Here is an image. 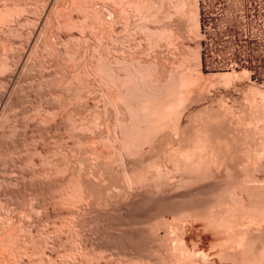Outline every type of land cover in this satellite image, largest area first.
Returning a JSON list of instances; mask_svg holds the SVG:
<instances>
[{
  "label": "bare ground",
  "instance_id": "bare-ground-1",
  "mask_svg": "<svg viewBox=\"0 0 264 264\" xmlns=\"http://www.w3.org/2000/svg\"><path fill=\"white\" fill-rule=\"evenodd\" d=\"M25 1V0H24ZM23 0H0V4H1V6H0V20L2 19V17L4 16H6V13H8V11H10V9L12 8V12H15V13H12L13 14V16H10V14H11V11H10V13H9V16H10V18L11 17H14V18H16V16H17V18H18V14H17V11H18V13H20V14H22L23 13V15H22V17L20 16V14H19V17H21L22 18V21L21 20H19L18 21V19H20V18H16L15 19V22H17V27H24V26H26V25H22L21 26V24H25V22L27 23V22H29L30 23V25H31V22L30 21H32V19H30L29 18V16H31L32 14H33V12H34V14L32 15V17H34V15L35 14H37L36 12H37V10L39 11V9L41 8L39 5H38V3L36 2V1H38L39 2V4H41V2H43L44 0H41V2L39 1V0H35V2L32 0V3H34V5H31V2L30 1H25L24 2ZM165 2L167 1V0H164ZM45 2V1H44ZM44 2L42 3L43 4V8H42V10L41 11H39V13H38V16L33 20L34 22H35V24H33L34 22L32 21V25H34V27L33 26H31V27H33L32 28V30L30 31H28V36H29V38L28 39H26L28 36H26V38H25V36H24V38L27 40V48L25 47V48H23L24 47V45H26V43H24L23 44V46H22V44H21V46H20V43H21V41L20 40H22L23 38H19V37H21L20 36V34H19V36H17V37H15V38H18V39H20V40H18V39H15V40H13L14 39V37H13V35L15 34L14 33V31H16V34L18 35V33L19 32H21L22 31V29H21V31H19L20 29L19 28H17V30L19 31V32H17V30H15V28L16 27H14L13 26V20H14V18H11L12 19V21L13 22H11V19L9 20V17H8V14H7V19L6 18H3L2 20L3 21H1L2 23H0V28H1V31L3 30V28H4V26L3 25H6L7 24V22H4V19L5 20H7L8 22H11L10 24L14 27V29H11V30H14L13 31V34H11L12 35V37L13 38H11L14 42H12V43H15V41L17 40L18 42L20 41V43L19 44H15L14 46H17V48H19V46L20 47H22V48H19V49H26V50H20L21 52H19L18 51V49H16L17 51H18V53H16V55L17 54H19L18 55V62L15 64V66H16V68H15V70H18L19 72H18V74L20 73V72H23V70L25 69V70H28V68H27V66H28V64H29V62L31 61L30 60V58H32V56L34 57V55H32V54H35V53H37V52H40L39 51V49L40 48H38V44L40 43L39 42V40H40V38H42L41 37V35H44L45 33V38L43 37V39H44V43H45V45L43 44V48H45V49H42V51H44V50H46L47 51V48H49V47H47L46 48V46H50L51 45V47L49 48V50L51 51H49L48 50V52H49V54H52L53 56L52 57H54L53 58V61H54V64H55V67H56V69L57 70H55V71H58V70H60V68L62 69V67L64 66L63 64H64V62L66 61V59L68 58L67 56H72V57H74V58H72L71 57V60H70V62H69V59H70V57L68 58V64L70 63L71 64V62H72V59H75V56L77 55L78 56V58L80 59L78 62H75V60H73L74 61V64L75 63H79L81 60H82V62L81 63H79V65L77 64H75V66L74 65H72V66H74L75 67V71L73 70V74L71 73V72H69V74H70V77H69V74H68V72L67 71H65V74H63V76L61 77L60 76V74L61 73H57L58 75L57 76H60L61 77V79H60V77H58L59 79L58 80H61V83L62 82H64L66 79H65V75H66V72H67V74L68 75H66L67 77V79H68V83H67V80H66V82H64L63 84L64 85H66V83L68 84V87L72 84H70L69 85V83L70 82H73L74 81V78H76V76H78V77H83V76H81V75H86V77H84V80L86 81V82H88V85L87 86H89V87H87L88 88V90L86 91V92H88V93H91L92 95L97 91L101 96H102V98L104 97V99H102V101L103 100H105V99H107L108 98V96H110V95H112L113 93V95H115V96H120V94H123V92H125V93H128V95L130 96V94L131 95H136L135 97H136V99H137V95L141 92H143L142 93V96H143V94H144V96L142 97L141 96V98H143L142 99V102H139L138 103V105L140 106L138 109H137V106H136V111H134V113H133V118H132V120L131 119H129L128 117H127V115L126 116H124V117H127V118H123V119H120L119 120V116H121V118L123 117V115H125V114H119L118 113V108H117V114H119V118H118V124H119V126H118V132H116L114 135H115V137H116V135H117V139L116 140H113L114 141V143L110 140V144L111 145H109L108 144V142H109V140L108 139H110L109 137H108V134L109 133H112V131L111 130H113V129H111L110 130V128L111 127H109V126H107V127H109V128H107V127H104V129H106V131H111V132H107L108 134H106L107 135V137H108V139H107V143H103L102 142V144H104L105 146H103V148L102 149H98V148H96L95 146H94V144L93 143H91V144H93V146H94V148L93 147H91L92 149H95V150H99V153H97V155L95 154V153H93L92 151L93 150H91V148H90V150L91 151H89V152H92L93 154H95V156H93V154H92V156L93 157H91L90 155V157L93 159L92 160V162H90L89 164H88V166H87V170H85V172L84 173H86V171H87V173L86 174H88V177H85V176H87V175H85L84 177H80V174H81V169H82V171H84L83 170V166L82 167H80V168H78L79 170L78 171H80V173H78L77 172V174L79 175V178L78 177H75V178H77L76 180H75V178H74V180L77 182L78 181V179H80L79 181H78V183L76 184V182H75V185H77L76 187H74V186H69V187H72L73 189V193H72V195H71V193L70 194H68V192H70V191H68V192H66L67 194H68V199L70 200V202H69V204H73V206L72 207H74V205H75V201L74 200H76L77 202H81L80 204L78 203V207H77V209H75V210H71L72 212L74 211V213H77L76 215H74V217H77V216H80V214L81 215H83V216H86V215H84L85 213H88L87 215H89V214H92V213H94V217H95V215L97 214L96 212H98V215H96V217L94 218V217H90V215L88 216L89 217V219L90 220H88V221H97L96 220V218H98L97 216H101V214L99 213V212H101V213H103V212H107V214H103V217L102 218H104V215H107V218H108V214L110 215L111 213H112V215H113V213H114V211L116 210V208H118L119 207V205L122 203V204H129L130 203V205H131V203L132 202H135V200H137L138 198H142L143 197V199H145V197L144 196H146V197H148V200H149V198H150V200H152L153 202H156L155 204H153V202H150V201H148V207H149V209L151 210L152 208V205H154L153 207H155L156 206V204H158V203H167V205L168 206H166V207H168L167 209L166 208H164L163 210H159L160 208L162 209V204H158L159 205V207L160 208H158L157 209V213L155 214V215H152L151 213H153V211H151L150 213H149V215L151 216V218L149 219H147V217L149 216V215H147V217L145 218V219H147V220H145L144 218H142V217H140V219H135V218H133V221H134V219H135V222L137 221V220H139L138 222L140 223L141 222V220L142 221H154L153 223H154V225H153V223L152 224H146L147 222H145V224L147 225H144L148 230H150L151 232H153V237H151V238H153V240H152V242H154V241H156V242H158L157 243V245H155V247L154 248H150V247H148V246H146L147 248L146 249H148V248H150V249H153L152 251L151 250H149L150 252H152V253H150L149 252V255L148 256H146V254L148 253V251H147V253H145V255L144 254H141V255H144V256H146L148 259L146 260V259H144V258H142L141 256H140V254L138 255V254H136V255H138V256H140V257H137L136 258V256H133L132 254H131V257L133 256V260H134V257L136 258V259H143L145 262H143V261H140V262H138L137 260H135V262L136 263H133V264H158L159 262H160V264H264V102L262 103V105L260 106V107H262V109H260V107L259 108H254L255 110H252V112L250 113V117H249V121H248V130L246 129V132L244 131L245 129H244V127H242V129H244L243 131H242V133H241V130H240V128L239 127H241V126H239L238 124H235L234 123V119H231V124L232 125H230V123L228 124V125H224V124H222V125H217V124H215L214 123V121H215V119H216V117H215V119L210 115V116H206L205 114V116H200V118L198 117L197 119L199 120V123L197 124V125H195L194 127H191L190 126V124H180V117L182 116V112H183V110L185 109V105L186 104H189V103H192L193 101H195V100H192V99H195V96L193 95V94H195L196 92H194L195 91V86L197 85V83H198V81L201 79V77H202V74H200L199 73V71H198V66H199V62H198V56H197V54L196 53H194L193 55H194V57H191V59H190V61L191 60H193V61H191V62H193L192 63V65L189 63L190 61L188 60L190 57H188V56H186L187 54H186V52L184 53L183 51H181V53H183L182 55H179V51L177 52V56H175L176 54H174V51H173V55L175 56V57H180V58H178V60H176L177 58H175V59H173V58H170V57H173V55H170L169 56V59H171L170 61H168L167 59H168V57L166 58V60L168 61V62H170V65H168V68L166 67V65L165 64H163V62H165V61H162L161 60V63L163 64V65H161V63H160V61H158V63L157 62H155L154 63V60L153 59H157L158 60V58H156L157 56H156V53L154 54L152 51L153 50H155V49H151V47L155 44L156 45V42L159 40V39H161V37L160 38H158V40H157V38H155V37H153V40H154V38H155V43H150L151 41H153V40H150L149 39V41H148V39H147V35L150 33H153L152 31H154V33L155 32H157V31H155L158 27H159V30H158V32H157V35H158V33L159 34H161V35H159V36H162V38L164 39V37H163V33H168V34H170V35H167L166 34V36L168 37V36H170L171 38H170V42H171V39L173 38L172 36V34H174V32H175V28H176V26L178 25L179 27L177 28V29H179L180 28V26L181 25H179V24H182L183 22H185L186 21V17H188V16H190V18H189V20H190V22L191 21H193V22H191L192 24H193V26H194V29L192 28V31L193 30H195L196 32H198L197 31V29H198V8H197V2L195 1V0H168V2H166V3H163V4H167V8L166 9H162V0H98V1H96V0H47V2H46V4H44ZM20 3L22 4H24V5H20ZM35 3H37V5L36 6H39L40 8H36V6H35ZM195 3V4H194ZM34 6L35 8H36V11H33V12H31V8ZM189 6V7H188ZM20 8V9H17V8ZM15 8V9H14ZM30 8V9H29ZM163 8H165V6L163 5ZM28 9V10H27ZM14 10V11H13ZM15 10H17V11H15ZM32 10H35L34 8L32 9ZM63 10H65L64 12H63ZM66 10H68V13L66 12ZM20 11H22V12H20ZM76 13L77 12V17H76V19H73V17L72 18H70L72 15L71 14H75L74 12ZM30 12V13H29ZM70 12V13H69ZM71 12H73V13H71ZM25 13H28V14H25ZM61 13H63L62 15H61ZM125 13H128V16L131 14V16L130 17H128ZM11 14V15H12ZM15 14V15H14ZM17 14V15H16ZM31 14V15H30ZM64 14H66V16L67 15H71V16H67V17H69V20L68 19H66L65 17H64ZM123 14H125V15H123ZM179 14H180V16L181 17H179ZM61 15V16H60ZM162 15V16H161ZM188 15V16H187ZM76 16V15H75ZM124 16L126 17L127 16V20H128V23H129V21H130V23H131V17H134V18H132V20H134L133 21V23H132V27H131V29L133 28L134 30V32H135V34H134V36L135 35H137V33H139V35H137L138 36V38H136V36L134 37V39L136 40H134L135 41V44L134 43H131V44H133V47H134V45H135V50H133V51H135V54H134V52L133 53H126L125 52V49L124 50H122V49H119V47H117V44H116V47L118 48V50H116L115 52H117V54H115V52L113 53V55H111V52H107L106 50H105V48H104V46L107 44V42L105 43V40L107 41V38L108 37H106V39L105 40H103L104 38H105V36H109L111 33H109V32H112L115 28H113L112 26H115V25H119L120 26V32H122V30L123 29H126V27H130V25H128L127 26V21H126V19H124ZM58 17H59V19H62V20H64V18H65V20H67L68 21V24H64V22L62 23L61 21L62 20H60L59 21V19H58ZM62 17V18H61ZM145 17H148V18H146V19H148V20H150V21H152L153 23H156L155 21H157L159 18H161V19H159L158 21L160 22V20H161V25H162V19L163 18H165V19H167L168 21L165 23L166 25V29H168V30H166L164 27H161V25H159V26H157V28H155V25H152V26H154V28L155 29H153L152 31H150L149 33L147 32V35L145 34V32H144V34L145 35H143L142 37H146V41H148L147 42V46L149 47V45H151L150 47H149V49H151V51H149L148 53H149V56H146L145 54V58H147V57H149V59L151 58V54L153 53L154 55H155V57H153V61L151 60H149L148 58L146 59V61H143V60H145V58H142V61L141 62H139V61H137V63H139L141 66L140 67H143V69L142 68H139V69H137L136 70V68H135V66L136 65H134L133 63H135V61H136V56L137 55H139V54H137L136 55V53H141L142 51L140 50V49H142L141 48V46H140V44H141V39H142V37H140V35H141V33L143 34V32L142 31H147V30H150L152 27L150 26L151 25V22H150V25L149 24H147V23H149L148 22V20L145 22L144 20H143V18L145 19ZM163 17V18H162ZM180 18V20L181 21H183L182 19H184V18H182V17H185V19H184V21L182 22V23H180L181 21L179 20L178 21V19ZM75 18V17H74ZM182 18V19H181ZM187 18V19H188ZM165 19H163V24H164V22H165ZM125 20V21H124ZM20 21H21V24H18V22L20 23ZM158 21H157V23H158ZM4 22V23H3ZM144 22V23H143ZM177 22H178V24H177ZM187 22H189V21H187ZM29 23H28V27L30 26L29 25ZM64 24L63 25V27L61 26V24ZM159 23V24H160ZM168 23V24H167ZM186 23V22H185ZM9 24V23H8ZM7 25V26H10L9 28H11V25ZM145 24V25H144ZM146 24H147V26H146ZM191 24V25H192ZM168 25V26H167ZM176 25V26H175ZM26 26V28H28ZM47 26L49 27V28H53V26H60V28L62 27V29L65 27V30L63 31L62 29H58L59 31H60V33H61V31H62V33L64 32V33H66V29L68 28V30H70V31H68V35L66 36V38L65 39H63V38H61L60 37V35L59 36H57V34H58V30L55 32L56 33V35L54 34V36L52 35V33H51V31L53 32V29L50 31V33H51V35H50V33H49V35L51 36H46V35H48L47 34ZM149 26L151 27V28H149ZM175 26V27H174ZM193 26H189L190 28L191 27H193ZM3 27V28H2ZM6 27V26H5ZM67 27V28H66ZM111 27H112V29H111ZM186 27H187V24H186ZM182 28V27H181ZM185 28V27H184ZM29 29V28H28ZM45 29H47V30H45ZM72 29H75V33H76V30H77V32H78V35H72V34H74V33H72L71 32V30ZM130 29V30H131ZM147 29V30H146ZM172 29H173V31L174 32H172ZM175 29V30H174ZM6 31H9L8 30V27H6V29H5ZM5 30H4V32H5ZM11 30H10V32H11ZM24 30H25V27H24ZM56 30V29H55ZM89 30V36L90 37H86L85 35H84V33H87V32H85V31H88ZM109 30V31H108ZM129 30V29H128ZM128 30H127V32H128ZM108 31V33H106ZM136 31H137V33H136ZM160 31V32H159ZM166 31V32H165ZM169 31V32H168ZM178 31V30H177ZM182 31V30H181ZM184 31V30H183ZM194 31V33L195 34H198V33H196ZM10 32H6V33H8V34H10ZM23 32V31H22ZM30 32H31V34H30ZM45 32V33H44ZM71 32V33H70ZM115 32V31H114ZM126 32V31H125ZM191 32V31H190ZM2 33V32H1ZM1 33H0V35H1ZM6 33H3V34H6ZM27 33V32H26ZM44 33V34H43ZM70 33V34H69ZM104 33H106V35H104ZM113 33V32H112ZM123 33V36H124V31L122 32ZM121 33V34H122ZM192 33V32H191ZM2 34V35H3ZM7 34V36H9ZM24 34V33H23ZM67 34V33H66ZM116 34V33H115ZM115 34H113V35H115ZM126 34V33H125ZM112 35V34H111ZM111 35L109 36L110 38H111ZM132 35H133V33H132ZM165 35V34H164ZM179 35V34H178ZM6 35H4V38L5 37H7ZM52 36H53V38L56 36V40H55V38H54V40L52 39ZM103 36H104V38H103ZM122 36V35H121ZM154 36H156V34L154 35ZM165 36V37H166ZM50 37V38H49ZM119 37H120V35H119ZM118 37V39H116L117 38V36L115 35V39H116V41L117 42H120L121 41V43L123 42L124 43V41L125 40H123V39H125L124 37H121V38H119ZM128 37V36H127ZM152 37H150V38H152ZM166 37V38H167ZM2 38V37H1ZM3 38V40H4V42H5V39ZM52 39V41H54V43L51 41V44L48 42V41H50L49 39ZM110 38H108V39H110ZM114 37L112 36V39H113ZM131 39H132V36L130 37ZM165 38V39H166ZM174 38L176 39V37H175V34H174ZM174 38L172 39V41L173 42H171L172 44L173 43H176V41L174 40ZM25 39H23L22 41L24 42V40ZM45 39H48V40H46L47 41V43H49V45H47V43H46V41H45ZM79 39H82L81 40V43L79 42L80 40ZM115 39H113V40H115ZM164 39V40H165ZM1 40V39H0ZM84 40V41H83ZM85 40H86V42H87V40H88V42H89V40H91L92 41V43L90 42V44L89 45H87V47L85 48V46H83L82 45V43L83 44H85L86 42H85ZM127 40V39H126ZM162 40V39H161ZM160 40V41H161ZM6 41H7V38H6ZM41 41V40H40ZM74 41H75V43H74ZM78 42V44L77 45H72L73 43L74 44H76L77 42ZM112 41V40H111ZM128 41H130L129 39H128ZM143 41V40H142ZM145 41V40H144ZM143 41V42H144ZM160 41H158V43L160 42ZM168 41H169V38H167V44L168 45H171L170 44V42L168 43ZM175 41V42H174ZM1 42V41H0ZM4 42H1L0 44L3 46H7L6 45V43L5 44H3ZM42 43H43V41H41ZM105 43V45H104V43ZM113 42H115V41H113ZM117 42H115V43H117ZM142 42V43H143ZM8 43H10V42H8ZM109 43H112V42H109ZM122 43V44H123ZM160 43H163V40L160 42ZM52 44H55L56 46V48L54 47V45H52ZM87 44V43H86ZM119 44V43H118ZM144 44H145V42H144ZM164 44V43H163ZM166 44V43H165ZM177 44V43H176ZM176 44H174V45H176ZM13 45V44H12ZM109 45V44H108ZM108 45H106L107 47H108ZM124 45V44H123ZM122 45V46H123ZM126 45V44H125ZM158 45L159 44H157V47H158ZM173 45V47H174V50L176 49V46H174ZM42 45L40 44V47H41ZM52 46L54 47V49H52ZM74 46H76V47H74ZM79 46H83L84 48L83 49H79ZM112 46L115 48V46L112 44ZM120 46V45H119ZM146 46V47H147ZM9 47V46H8ZM8 47H6V48H8ZM12 47V49H13V46H11ZM113 47H111V48H109L108 50H110L111 51V49L113 48ZM143 47V50H144V46H142ZM159 47H160V45H159ZM158 47V48H159ZM166 47V46H165ZM2 48H4V47H0V49L2 50ZM157 48V49H158ZM164 48V47H163ZM168 48V47H167ZM170 48V47H169ZM168 48V49H169ZM178 48V47H177ZM180 48V47H179ZM9 50L11 49V48H8ZM8 49H6L5 51H7ZM11 49V50H12ZM38 49V51L36 52V50ZM156 49V50H157ZM160 49V48H159ZM0 50V51H1ZM10 50V52H13V51H11ZM14 50V52H17V51H15V49H13ZM80 50H82V51H80ZM114 49H112V51H113ZM173 50V49H172ZM177 50H179V49H177ZM177 50H175V51H177ZM41 51V52H42ZM141 51V52H140ZM163 51H165V50H163ZM163 51H162V54H163ZM168 51H170V50H168ZM2 52V51H1ZM0 52V54H2V53H4V50H3V52L1 53ZM40 52V53H41ZM70 52H71V54H70ZM143 52H145V51H143ZM142 52V53H143ZM150 52H152L151 54H150ZM160 52V51H159ZM167 52V51H166ZM165 52V53H166ZM61 53H65V55H67L66 53H68L69 55H67L66 57V59H63V57H61L60 58V56H62V54ZM108 53H110V54H108ZM141 53V54H142ZM146 54H147V52H145ZM5 54V53H4ZM8 54H10L9 52H8ZM13 54H15V53H13ZM42 54H43V52H42ZM45 54V53H44ZM44 54L42 55V56H44ZM48 54V53H47ZM73 54V55H72ZM74 54H76V55H74ZM140 54V55H141ZM158 54V53H157ZM168 54H169V52H168ZM189 54V53H188ZM36 55V54H35ZM40 54H37V56L39 57V59L35 56L34 58L36 59V61H37V59H38V61L39 60H41L40 58H41V55L39 56ZM64 55V56H65ZM109 55H110V57H109ZM139 55V56H140ZM143 55V54H142ZM141 55V56H142ZM148 55V54H147ZM159 55H161V54H159ZM1 56V55H0ZM10 56H12V54L10 55ZM112 56V57H111ZM139 56H137V57H139ZM140 56V57H141ZM192 56V55H191ZM4 57V56H3ZM7 57L9 58V56H6V59L5 58H3L2 59V57L0 58L1 60H3V62H4V59L5 60H8L7 59ZM45 57V56H44ZM51 57V58H52ZM159 58H161L160 56H158ZM50 58V59H51ZM77 58V57H76ZM186 58H188L187 59V61H186ZM13 59V58H12ZM33 59V58H32ZM35 59H33L31 62H33ZM139 59V58H138ZM17 60H15V62L17 61ZM64 60V61H63ZM156 60V61H157ZM160 60V59H159ZM8 61H12V60H8ZM7 61V62H8ZM43 61V60H42ZM41 61V63L42 64H40L39 65V67H41L42 66V68L43 67H45V66H43V62ZM110 61H111V63H114V66L110 63ZM166 61V63H168ZM2 62V61H1ZM0 62V63H1ZM14 62V61H13ZM14 62V63H15ZM30 62V63H31ZM35 62V61H34ZM48 62H49V60H48ZM152 62V63H151ZM66 63V62H65ZM66 63V64H67ZM73 63V62H72ZM37 64H39L38 62H37ZM46 64H48V63H46ZM65 64V65H66ZM133 64V65H132ZM6 66L7 65V63L5 64V63H3L0 67V69L2 70V68H5V70H7V69H10L11 70V68H12V66L13 65H10V64H8L9 65V67L7 68V67H4V66ZM45 65V64H44ZM150 65H152L151 67H149ZM30 66H33V65H30ZM29 66V69H31V67ZM37 66V65H36ZM62 66V67H61ZM70 66V65H69ZM68 65L67 66H64V67H69ZM71 66V67H72ZM77 66V67H76ZM132 66V67H131ZM163 67V68H161V67ZM35 67V66H34ZM34 67H33V69H34ZM47 67V66H46ZM46 67L44 68L45 70H46ZM52 67V66H51ZM51 67H49V68H51ZM63 67V68H64ZM69 68V69H73V67L72 68ZM130 67L131 68H135V70L136 71H134V73L135 74H133V71H131V69H130ZM145 67V68H144ZM167 68V74H165V77H163V75H164V73H163V70H166V68ZM138 68V67H137ZM146 68H149V70H151V71H153V70H155L154 72H151V74H149V72L147 73V74H149L148 75V78H147V83L145 84V81H144V75H143V73H144V71H146ZM13 69V68H12ZM39 69H41V68H39ZM54 68H52V70H53ZM68 68L67 69H62L63 71L64 70H69ZM0 70V73L2 72L3 73V70L1 71ZM4 70V71H5ZM62 70H60V71H62ZM144 70V71H143ZM12 71H14V70H11L10 71V74L12 73ZM31 71V70H30ZM40 71H43V70H40ZM62 71V72H63ZM70 71H72V70H70ZM160 72V75H158V73ZM7 72V71H6ZM26 71H24V73H25ZM32 72V71H31ZM33 72H35V71H33ZM37 72V71H36ZM39 72V71H38ZM46 72H49L50 73V71H48V70H46ZM79 72L81 73V72H83V73H81V74H79ZM157 72V73H156ZM166 72V71H165ZM234 72V71H233ZM2 73H1V76H3L2 75ZM13 73H17V72H13ZM45 73V71L43 72V74ZM64 73V72H63ZM155 73V74H154ZM235 73V72H234ZM242 73H244V72H242ZM5 74V73H4ZM21 74V73H20ZM23 74V73H22ZM21 74V75H22ZM27 74V73H26ZM25 74V75H26ZM30 74V73H29ZM48 74V73H47ZM52 74V73H51ZM78 74V75H77ZM157 74V75H156ZM233 73H230V74H228V73H224V74H221V75H217V76H224V78L226 77V75H228L227 76V79H228V77H230L229 75H231V76H233L232 75ZM241 74V73H240ZM247 73H246V71H245V74L244 75H246ZM21 75H19V77L21 76ZM24 75V74H23ZM39 75H41V76H43L42 74H39ZM55 76H56V74H54ZM53 75V76H54ZM137 77H136V76ZM152 75V76H151ZM236 75V73L234 74V76ZM237 75H239L238 73H237ZM5 76V75H4ZM8 76H10V75H8ZM13 76V75H12ZM18 76V75H17ZM30 76V75H29ZM31 76H33V74L31 75ZM34 76H36L35 75V73H34ZM40 76V77H41ZM54 76V77H55ZM87 76L89 77V78H91L92 79V81L90 80L89 81V78H88V81H87V79H85V78H87ZM136 77V79L138 80H142L143 79V81H142V84H140V82H138L137 80V82H135V80H134V82L132 81L135 77ZM147 76V75H146ZM145 76V77H146ZM233 76V77H234ZM243 76V75H242ZM23 77V76H22ZM26 77V76H25ZM24 77V78H25ZM43 77H45V76H43ZM43 77L41 78V79H43ZM49 76H46V78H48ZM51 77V76H50ZM63 77H64V79H63ZM134 77V78H133ZM161 77H163V78H161ZM237 77V76H236ZM24 78H23V80L21 81V82H23L24 81ZM57 78V77H56ZM200 78V79H199ZM232 78V77H231ZM4 79H6V78H4ZM27 79V78H26ZM25 79V80H26ZM77 79V80H76ZM75 79V85H78V87L77 86H75L74 84H72L71 85V87L72 86H74L75 88H77V91L78 90H80L79 89V84L80 83H82L83 84V82H81L82 80L81 79H78V78H76ZM94 79H98V80H100V83H99V85L102 83L103 85H100L99 86V88L97 87V88H95L94 87V85L92 84V86H90L91 84L89 83V82H93V80ZM18 80V79H17ZM17 80H13V77H9L8 79H6V80H3V81H5L6 82V86H4L3 84H4V82L3 81H1V82H3L2 83V85H3V87H6L7 88V86L9 87L10 86V89H9V91H8V88H7V91H5V90H3V93H1V99L2 98H4V97H6L7 96V99H8V97L10 96L11 97V95L13 94V93H15L14 91H16L15 90V83H16V81ZM19 80H21V77H20V79ZM28 80V79H27ZM40 80V79H39ZM52 81H51V86L53 85V82H54V84L56 83V80L55 79H53V77H52V79H51ZM57 80V81H58ZM64 80V81H63ZM83 80V81H84ZM110 80H112V82H116V84H115V87H112V86H109L108 85V81H110ZM43 81V80H42ZM45 81H46V79H45ZM49 81L50 80H48V82L47 83H49ZM80 82V83H78V82ZM95 81V80H94ZM129 81H131V82H129ZM18 83H20V81H17ZM27 82V81H26ZM40 82H41V80H40ZM58 82H60V81H58ZM77 82V83H76ZM132 82L134 83V85L132 84ZM29 83V82H28ZM36 83V82H35ZM61 83H60V85L57 83L56 85L58 86H56L57 88H56V91H57V89H61V88H59V87H62L61 86ZM74 83V82H73ZM94 83V82H93ZM95 83H97V82H95ZM110 83V82H109ZM133 85H131V84ZM137 83H138V85H137ZM145 85H144V84ZM200 83V82H199ZM1 84V83H0ZM22 84V83H21ZM27 84V83H26ZM29 84H31V83H29ZM39 84V83H38ZM41 84V83H40ZM42 84H46V83H42ZM62 84V85H63ZM87 84V83H86ZM98 84V83H97ZM111 84V83H110ZM131 86H130V85ZM147 84H149V85H147ZM23 85H24V83H23ZM64 85H63V88H64ZM112 85H114V83L112 84ZM147 85V86H146ZM202 85V84H201ZM16 86H17V84H16ZM33 86V85H32ZM44 86V85H43ZM46 86H49L48 84H46ZM46 86H44V87H46ZM50 86V88L52 89V87H54V86H52L51 87ZM19 87V86H18ZM22 87V86H21ZM25 87V86H24ZM41 86L39 85V88H40ZM68 87H66V88H68ZM81 87V86H80ZM83 87H84V85H83ZM83 87H82V89H83ZM194 87V88H193ZM199 87H200V85H199ZM1 88V87H0ZM23 88V87H22ZM27 88V87H26ZM38 88V87H37ZM62 88V89H63ZM66 88H65V90H66ZM73 88V87H72ZM85 88V87H84ZM87 88H85V90L87 89ZM137 89V90H139V93H137V92H135L134 91V93H130L129 94V92H131L130 91V89ZM5 89V88H4ZM21 89V88H20ZM20 89H18V90H20ZM45 89V88H44ZM50 89V90H51ZM55 89V87L53 88V90ZM81 89V91H79V92H81L82 93V90ZM194 89V90H193ZM197 89H198V87H197ZM17 90V91H18ZM24 90V89H23ZM41 90V89H40ZM59 90L57 91L58 93H59ZM68 90H71V88L69 87L68 89H67V91L66 92H68L69 93V91ZM75 90V89H74ZM115 90V92H116V94H115V92H113ZM118 90L120 91H122V93H120L119 95H117L119 92H118ZM193 90V91H192ZM199 90H200V88H199ZM198 90V91H199ZM27 91H28V89H27ZM26 91V92H27ZM30 91V90H29ZM37 91H39V90H37ZM41 91H43V89L41 90ZM49 91V90H48ZM52 91V90H51ZM61 92L62 91H64V89L63 90H60ZM72 91H73V89H72ZM71 91V92H72ZM120 91V92H121ZM129 91V92H128ZM192 91V92H191ZM197 91V90H196ZM7 92V93H6ZM20 92V91H19ZM18 92V93H19ZM24 92V91H23ZM23 92H21L22 94H23ZM25 92V93H26ZM35 92V91H34ZM54 92H55V90H54ZM57 92H56V94H57ZM70 92V93H71ZM84 92V91H83ZM118 92V93H117ZM132 92H133V90H132ZM51 93V92H50ZM52 93H53V91H52ZM75 93V95L76 94H78V92L76 93V92H72V94H74ZM135 93H137V94H135ZM140 93V94H141ZM193 93V94H192ZM201 93V92H200ZM39 94H41V93H39ZM53 94H55V93H53ZM63 94V93H62ZM82 94H85V93H82ZM90 94V95H91ZM191 94H192V97L194 96V98H192L191 97ZM202 94V93H201ZM17 95V94H16ZM20 95V94H19ZM25 95V94H24ZM29 95V94H28ZM42 95V94H41ZM58 95H60V94H58ZM69 95V94H68ZM81 94H78V96H80ZM127 95V96H128ZM18 96V95H17ZM40 96V95H39ZM57 96V95H56ZM65 96V95H64ZM64 96H62V97H64ZM70 96H71V94H70ZM77 96V95H76ZM85 96V95H84ZM106 96V97H105ZM123 96V95H122ZM132 96V97H133ZM140 96V95H139ZM198 96V95H197ZM59 97L60 96H58V99H59ZM69 97V96H68ZM73 97V96H72ZM113 98L114 99V97L113 96H110V98ZM117 97H115L116 99H117ZM126 97V96H125ZM124 97V98H125ZM134 97V98H135ZM262 97V96H261ZM264 97V96H263ZM263 97H262V99H263ZM12 98V97H11ZM30 98V97H29ZM29 98H28V101H29ZM37 98V97H36ZM47 98V97H46ZM49 98V97H48ZM120 98V99H119ZM117 100L119 101V102H121L120 100H122L121 99V97H119ZM123 98V97H122ZM130 99H132L131 98V96L129 97ZM129 98H127L130 102L129 103H133L134 104V102H131L132 100H130ZM141 98H139V100L138 101H140V99ZM1 99H0V101H1ZM16 99V98H15ZM38 99H40V98H38ZM42 99V98H41ZM57 99V100H58ZM70 99V98H69ZM79 99V98H78ZM81 99V98H80ZM127 99H125L124 101L122 100V103H120V104H122L123 105V102L124 103H127L126 101H128ZM136 99H134L135 101H136ZM17 100V99H16ZM15 100V101H16ZM21 100H22V98H21ZM27 100V99H26ZM67 100V99H66ZM73 100V99H72ZM77 100V99H76ZM191 100V101H190ZM197 100V99H196ZM3 101V100H2ZM1 101V102H2ZM46 101V100H45ZM56 101V100H55ZM60 100H58V102H59ZM62 101V100H61ZM60 101V102H61ZM63 101H65L64 99H63ZM69 101V100H68ZM81 101V100H80ZM106 101V100H105ZM104 101V102H105ZM109 101V100H108ZM114 102H115V99L113 100ZM118 101H117V103H115V105L116 104H118ZM252 101V103H253V100H251ZM250 101V102H251ZM255 102V104L257 103L256 102V100H254ZM259 101V100H258ZM23 102V101H22ZM21 102V103H22ZM38 102H40V101H38ZM42 102H43V100H42ZM41 102V103H42ZM48 102V101H47ZM76 102V101H75ZM137 102V101H136ZM197 102V101H196ZM261 102H262V100H261ZM261 102H259L260 104H261ZM27 103V102H26ZM57 103V102H56ZM62 103V102H61ZM70 103H71V100H70ZM73 103V102H72ZM106 103V102H105ZM105 103H103V104H105ZM112 104L113 102H112V99H111V102H109V104ZM129 103H127V105L129 104ZM253 103V104H254ZM10 104V103H9ZM51 104H52V102H51ZM54 104V103H53ZM64 104V103H63ZM63 104H62V106H63ZM66 104V103H65ZM68 104V103H67ZM75 104V103H74ZM77 104V103H76ZM132 104V105H133ZM137 104V103H136ZM135 104V105H136ZM252 104V105H253ZM22 105H24V104H22ZM41 105V104H40ZM56 105V104H55ZM70 105V104H69ZM82 105V104H81ZM114 105V104H113ZM114 105V106H115ZM184 105V106H183ZM250 105H251V103H250ZM249 105V106H250ZM256 105H258V104H256ZM13 106V105H12ZM58 106H61V105H58ZM73 106V105H72ZM106 106V105H105ZM123 106H125L126 107V104H124ZM131 106V104L129 105V106H127L128 108ZM134 106V105H133ZM187 106V105H186ZM14 107V106H13ZM25 107V106H24ZM57 107V106H56ZM112 107V106H111ZM132 107V106H131ZM135 107V106H134ZM179 107H181V109H182V107L184 108V109H180ZM256 107V106H255ZM10 109H11V106L9 107ZM8 108V105L6 104V103H0V114L3 112L4 113V111L5 110H8L9 109ZM17 108V107H16ZM15 108V109H16ZM27 108V107H26ZM61 107H59V109H60ZM81 108V107H80ZM123 108V107H122ZM177 108H179V110H178V112H176L175 113V111H176V109ZM252 108V107H251ZM22 109V108H21ZM24 109V108H23ZM120 109H121V105H120ZM131 109V108H130ZM129 109V110H130ZM134 108H132V110H133ZM134 109V110H135ZM250 109V108H249ZM249 109H248V111H249ZM45 110V109H44ZM56 110H58V109H56ZM55 110V111H56ZM61 110V109H60ZM112 110V109H111ZM123 112L122 113H125L124 112V110L123 109H121ZM127 110V109H126ZM128 110V111H129ZM251 110V109H250ZM13 111V110H12ZM16 111V110H15ZM21 111V110H20ZM59 111V110H58ZM70 111V110H69ZM104 111H106V110H104ZM116 108H115V110H114V113L116 114ZM65 112V111H64ZM71 112V111H70ZM107 112V111H106ZM106 112H105V115H107L106 114ZM111 112V111H110ZM121 112V111H120ZM174 112V113H173ZM200 112H202V113H204L203 111H200ZM250 112V111H249ZM6 113V112H5ZM4 113V114H5ZM12 113V112H11ZM15 113V112H14ZM18 113V112H17ZM55 113V115H56V112H54ZM58 113V112H57ZM90 113V112H89ZM128 113V112H127ZM173 113V114H172ZM227 113V112H226ZM28 114H30V113H28ZM49 114V113H48ZM62 114V113H61ZM72 114V113H71ZM77 114V113H76ZM78 114H80V113H78ZM87 114V113H86ZM129 114H132V113H129ZM128 114V115H129ZM175 114V116H173ZM181 114V115H180ZM225 114V113H224ZM229 114V113H228ZM2 115L3 114H1V117H2ZM16 115V114H15ZM20 115V114H19ZM23 115H25V113L23 114ZM42 115V114H41ZM44 115V114H43ZM52 115V114H51ZM55 115H52V116H55ZM81 115V114H80ZM109 115V114H108ZM107 115V116H108ZM111 115V114H110ZM114 115V114H113ZM179 115V116H178ZM198 115H200V114H197V116ZM227 115V114H226ZM231 115H233L232 113H231ZM34 116V115H33ZM46 116V115H45ZM78 116V115H77ZM115 116H117V115H115ZM114 116V117H115ZM132 116V115H131ZM174 118H173V117ZM177 116V117H176ZM215 116V115H214ZM224 116V115H223ZM236 116V115H235ZM241 116H243V115H241ZM241 116H240V118H241ZM245 117H246V114L244 115ZM44 117V116H43ZM47 117V116H46ZM89 117V116H88ZM105 117V116H104ZM111 117V116H110ZM130 117V116H129ZM225 117V116H224ZM230 117V115H228V117L227 118H229ZM237 118L236 119H238V116H236ZM248 117H246L247 119H248ZM5 118H6V120H7V117H3V119H4V121L3 122H6L5 121ZM15 118H17V117H15ZM21 118V117H20ZM23 118V117H22ZM35 118V117H34ZM84 118H86V117H84ZM116 118V117H115ZM196 118V117H195ZM194 118V119H195ZM226 118V117H225ZM233 118V117H232ZM235 118V117H234ZM2 119V118H1ZM13 119V118H12ZM19 119V118H18ZM27 119V118H26ZM50 119V118H49ZM73 119V118H72ZM75 119V118H74ZM81 119V118H80ZM89 119V118H88ZM94 119V118H93ZM105 119H106V117H105ZM105 119H102L103 121L105 120ZM176 119V120H175ZM196 119V120H197ZM217 119H218V117H217ZM242 120H243V118H241ZM8 120H10V119H8ZM29 120V119H28ZM31 120V119H30ZM43 120V119H42ZM53 120H54V118H53ZM68 120V119H67ZM85 120V119H84ZM101 120V121H102ZM107 120V119H106ZM115 120H117V119H115ZM193 120V119H192ZM238 120H240V119H238ZM245 120V119H244ZM243 120V121H244ZM27 121V120H26ZM44 121V120H43ZM49 121V120H48ZM48 121H46V122H48ZM81 121V120H80ZM102 121V122H103ZM108 121H109V119H108ZM107 121V122H108ZM226 121H228V120H226ZM246 121V120H245ZM30 122V121H29ZM45 122V121H44ZM50 122V121H49ZM54 122V121H53ZM83 122V121H82ZM81 122V123H82ZM101 122V123H102ZM113 122H114V120H113ZM112 122V124H114ZM191 122V121H190ZM192 122H194V121H192ZM239 122V121H238ZM238 122H236V123H238ZM40 123V122H39ZM84 123V122H83ZM86 123V122H85ZM105 123H106V121H105ZM105 123H103L101 126H106V125H104ZM109 123V122H108ZM111 123V122H110ZM222 123V122H221ZM228 123V122H227ZM239 123H241V122H239ZM242 123H244V122H242ZM246 123V122H245ZM244 123V124H245ZM254 123H257L258 124V126H259V128L258 127H256V132H254V133H256V134H258V129L260 130V132H259V134H260V136L257 138V137H255L256 136V134H254L253 132H252V130H251V128H252V124L254 125ZM0 124H2L1 123V121H0ZM41 124V123H40ZM46 124V123H45ZM65 124V123H64ZM74 124H76V121H75V123H71L70 125H74ZM77 124H79V123H77ZM76 124V125H77ZM92 124H95V123H92ZM97 124H99V123H97ZM115 124H117V122H115ZM219 124V123H218ZM3 125V124H2ZM46 125H48V123L46 124ZM45 125V126H46ZM76 125H74V126H68L69 127V129L72 127H74V128H76L77 126ZM81 125V124H80ZM89 125H91V124H89ZM250 125V126H249ZM10 126V125H9ZM15 126V125H14ZM28 126V125H27ZM85 126V125H84ZM88 126V125H87ZM98 126V125H97ZM113 126V125H112ZM245 126V127H246ZM257 126V125H256ZM3 127V126H2ZM1 127V128H2ZM4 127H5V125H4ZM90 127V126H89ZM91 127H93V125H91ZM114 127V126H113ZM112 127V128H113ZM9 128V127H8ZM18 128V127H17ZM27 128V127H26ZM71 128V129H72ZM79 128H81V127H79ZM79 128H78V130H79ZM83 128V127H82ZM98 128V127H97ZM97 128H96V131H97V135H99V133H98V131L99 130H97ZM102 129H103V127H101ZM115 128V127H114ZM117 128V127H116ZM115 128V129H116ZM254 128V127H253ZM6 129V128H5ZM12 129H13V127H12ZM19 129V128H18ZM23 129V128H22ZM28 129V128H27ZM99 129V128H98ZM101 129V130H102ZM104 129H103V131H104ZM4 130V129H3ZM78 130H77V132H78ZM84 130H86V128H84ZM89 128H88V130H86V131H88L87 133H89ZM95 130V129H94ZM94 130H92L91 132H93ZM253 130H255V129H253ZM13 131V130H12ZM17 131V130H16ZM25 131V130H24ZM75 131H76V129H75ZM74 131V132H75ZM79 131H81V130H79ZM106 131H104V132H106ZM14 132V131H13ZM22 132H23V130H22ZM26 132V131H25ZM49 132V131H48ZM59 132V131H58ZM68 132V131H67ZM71 133H72V131H70ZM77 132H76V134H77ZM83 132V131H82ZM103 132V133H104ZM11 133V132H10ZM79 133V132H78ZM81 133V132H80ZM95 133V132H94ZM100 133H101V131H100ZM114 133V132H113ZM54 134V133H53ZM56 134V133H55ZM90 134V133H89ZM105 134V133H104ZM244 134V135H243ZM4 135V134H3ZM3 135L1 134V136L3 137ZM7 135H9V134H7ZM82 135V134H81ZM86 135V134H85ZM93 134H91V136H92ZM102 135V134H101ZM101 135H99V137L101 136ZM106 135H102L101 136V139L100 140H102V137H104V136H106ZM110 135V134H109ZM255 135V136H254ZM5 136H6V134H5ZM17 136V135H16ZM32 136V135H31ZM77 136V135H76ZM90 136V135H89ZM111 136H113L112 134H111ZM7 137V136H6ZM20 137H22V136H20ZM20 137H18V138H20ZM88 137V136H87ZM93 137V136H92ZM1 138V137H0ZM11 138H12V136H11ZM76 138V137H75ZM81 138V137H80ZM114 138V137H113ZM112 138V139H113ZM79 139V138H78ZM84 139H85V137H84ZM115 139V138H114ZM9 140H10V138H9ZM8 140V141H9ZM23 140V139H22ZM86 140V139H85ZM94 140V143H95V138L93 139ZM93 140H92V142H93ZM99 140V141H100ZM104 140H106V138L104 137V139H103V141ZM117 140L120 142V146L118 147V148H122L123 150H125L126 152H124V156L122 155V158H120V156L119 157H117V158H120L119 160H121L122 162H121V169L119 170L120 172H121V176H120V172L119 173H117V171L114 169V164H115V162H116V160H117V158H116V155H115V153L114 152H116L115 151V145H112V144H116L115 143V141L117 142ZM12 141V140H11ZM17 141V140H16ZM96 141L98 142V139H96ZM2 142V141H1ZM101 142V141H100ZM100 142L99 143H97L98 144V146L100 147ZM104 142H106V141H104ZM15 143H17V142H15ZM81 143V142H80ZM80 143H78V144H80ZM28 144V143H27ZM32 144H34V143H32ZM51 144V143H50ZM59 144V143H58ZM85 144V143H84ZM109 145V146H113L112 148H114V149H112L114 152H111L110 151V147L108 148L107 147V145ZM117 144H118V142H117ZM18 145V144H17ZM36 145V144H35ZM68 145V144H67ZM96 145V144H95ZM5 146V145H4ZM7 146V145H6ZM10 146V145H9ZM54 146V145H53ZM59 146H62L63 147V145H59ZM80 146V145H79ZM3 147V146H2ZM45 147V146H44ZM50 147V146H49ZM56 147V146H55ZM58 147V146H57ZM67 147V146H66ZM8 148V147H7ZM22 148V147H21ZM60 148V147H59ZM73 148H76L75 146L73 147ZM80 148H81V146H80ZM86 148V147H85ZM109 149V153H110V155H111V153H113V157H111L110 158V156L107 154V150ZM117 148V147H116ZM54 149V148H53ZM66 149V148H65ZM87 149V148H86ZM1 150H2V148H1ZM16 150V149H15ZM31 150V149H30ZM62 150V149H61ZM60 150V151H61ZM69 151H70V149H68ZM81 150V149H80ZM104 150H106L107 152H106V154L107 155H105L107 158L109 157L110 159L108 160L105 156H103V154L104 153H102ZM117 150H119V149H117ZM10 151V150H9ZM59 151V152H60ZM86 151V150H85ZM101 151V152H100ZM120 151V150H119ZM8 152V151H7ZM39 152V151H38ZM58 152V151H57ZM65 152V151H64ZM87 152V151H86ZM105 152V151H104ZM122 152V150L120 151V153ZM29 153V152H28ZM76 153V152H75ZM118 153V152H117ZM5 154H6V151H5ZM4 154V155H5ZM11 154H12V152H11ZM39 154H41V153H39ZM47 154V153H46ZM58 154H60V153H58ZM88 154V153H87ZM102 154V155H101ZM119 154V153H118ZM27 155V154H26ZM36 155V154H35ZM51 155V154H50ZM65 155V154H64ZM67 155L68 154H66L65 156H66V158H68L67 157ZM72 155H73V153H72ZM71 155V156H72ZM76 155V154H75ZM84 155V154H83ZM13 156V155H12ZM31 156V155H30ZM37 156V155H36ZM44 156V155H43ZM48 156H49V154H48ZM54 156H56V155H54ZM62 156V155H61ZM114 156H115V159H112V158H114ZM4 157V156H3ZM19 157V156H18ZM22 157V156H21ZM33 157H35V156H33ZM46 157V156H45ZM75 157V156H74ZM78 157V156H77ZM84 157V156H83ZM86 157V156H85ZM106 159H105V158ZM2 158V157H1ZM39 158V157H38ZM48 158V157H47ZM46 158V159H47ZM53 158V157H52ZM56 158H57V156H56ZM65 158V159H66ZM6 159V158H5ZM7 159H8V157H7ZM6 159V161H8ZM15 159H17V158H15ZM20 159V158H19ZM62 159H64V158H62ZM71 159V158H70ZM79 159H81V158H79ZM86 160H88L89 159V157H88V159L87 158H85ZM14 160V159H13ZM33 160V159H32ZM48 160H49V158H48ZM59 160V159H58ZM76 160V159H75ZM83 160V159H82ZM5 161V160H4ZM15 161V160H14ZM21 161V160H20ZM50 161V160H49ZM56 161V160H55ZM65 161V160H64ZM78 161V160H77ZM85 161V160H84ZM27 162V161H26ZM29 162H31V161H29ZM34 162V161H33ZM51 162H52V159H51ZM54 162V161H53ZM60 162H61V160H60ZM86 162V161H85ZM113 162H114V164H113ZM1 163H3V162H1ZM35 163V162H34ZM47 163V162H46ZM65 163V162H64ZM117 163H119V165H120V162H118L117 161ZM116 163V164H117ZM41 164V163H40ZM49 164H51V163H49ZM58 164V163H57ZM72 164V163H71ZM82 164V163H81ZM115 164V165H116ZM29 165V164H28ZM36 165V164H35ZM45 165H48V164H45ZM54 165V164H53ZM61 166H62V164H60ZM68 165H70V163L68 164ZM67 165V166H68ZM73 165H75V163H73ZM85 165H87L86 163H85ZM241 165H242V167H241ZM14 166H16V165H14ZM18 166V165H17ZM44 166V165H43ZM42 166V167H43ZM52 166V165H51ZM55 166V165H54ZM58 166V165H57ZM65 166H66V163H65ZM117 167H118V165H116ZM239 166L241 167V168H239ZM9 167V166H8ZM19 167H20V165H19ZM34 166H32V168H33ZM44 167H48V166H44ZM62 167H64V166H62ZM77 167V166H76ZM17 168V167H16ZM21 168V167H20ZM29 168L30 167H28L27 169L29 170ZM34 168H37V167H34ZM56 168H58V167H55L54 169H56ZM118 168H120V167H118ZM118 168H117V170H118ZM31 169V168H30ZM51 169V168H50ZM59 169H62L61 167L60 168H58L57 170H59ZM72 170H70V171H72V173H73V175L75 176V173L73 172V169H75L74 168V166H73V168H71ZM18 170V169H17ZM20 170V169H19ZM18 170V171H19ZM21 170H22V168H21ZM39 170V169H38ZM52 170H53V168L50 170L51 172H52ZM252 170V171H251ZM257 171V170H259L258 171V173H255L254 171ZM24 171V170H23ZM26 171V170H25ZM43 171V170H42ZM46 171V170H45ZM63 171H66V170H63ZM74 171H76V170H74ZM12 172H13V170H12ZM27 172V171H26ZM36 172V171H35ZM40 172V171H39ZM48 172V171H47ZM55 172V171H54ZM57 172V171H56ZM55 172V174H61V173H63L62 171H60V173H56ZM21 173H25V172H21ZM50 173V172H49ZM66 173V172H65ZM65 173H63V174H65ZM72 173H71V175H72ZM6 174H8V173H6ZM14 174V173H13ZM26 174V173H25ZM30 174V173H29ZM33 174H35L34 172H33ZM37 174V173H36ZM51 174H54L53 172L51 173ZM67 175H68V172L66 173ZM65 174V175H66ZM76 174V175H77ZM9 175V174H8ZM12 174H10V176H11ZM32 175V174H31ZM42 175H43V172H42ZM47 175V174H46ZM46 175H44V178H45V176ZM71 175H69V178H70V176ZM72 175V176H73ZM84 175V174H83ZM13 176V175H12ZM15 176V175H14ZM17 176V175H16ZM20 176L22 177H24V175L23 174H20L19 175V178H20ZM28 176V175H27ZM27 176H25V177H27ZM35 176V175H34ZM48 176V175H47ZM49 176H50V174H49ZM49 176L47 177V178H49ZM54 176H57V175H53V176H51L52 178L54 177ZM24 177V178H25ZM33 177V176H32ZM31 177V183H30V185L29 184H27V185H29L30 187H31V184H32V179L34 178V179H36L37 178V180L39 179V177H43V176H41V174H40V176L38 177V174L36 175V178L35 177H33L32 178ZM51 177L49 178V179H51ZM59 177V176H58ZM62 177V176H61ZM6 178V177H5ZM14 178L15 177H12V178H10V181L11 182H13L12 181V179L14 180ZM23 178V180H25ZM30 178V177H29ZM44 178H42L43 180L42 181H40V179L38 180V181H40L39 182V184H41V187L39 186V188H41L42 189V191H43V189H44V192H43V194H45V185H46V182H52V181H47L46 179H44ZM16 179V178H15ZM27 179V178H26ZM55 179H57V178H54V179H52V180H55ZM59 179H60V177H59ZM72 179V178H71ZM17 180H18V178H17ZM16 180V181H17ZM20 180L22 181V179L20 178ZM36 180V182H38ZM5 181V180H4ZM9 181V178H8V182H9V184H10V187L11 188H14V185H13V187L11 186L12 184H14V183H12L11 184V182ZM27 181V180H26ZM63 181H64V178H63ZM62 181V182H63ZM68 181L71 183L73 180H71L70 181V179H68ZM67 181V182H68ZM23 182V181H22ZM25 182V181H24ZM35 182V181H34ZM55 182H57L56 180H55ZM69 183V184H70ZM2 184V183H1ZM3 184H4V182H3ZM6 185H7V183H5ZM18 184V183H17ZM16 183H15V187L16 186H18ZM24 184H26V183H24ZM38 184V185H39ZM50 184V183H49ZM53 184H55L54 183V181H53V183H52V185ZM61 184H63V183H61ZM68 184V183H67ZM73 183H71L70 185H72ZM21 185V184H20ZM19 185V186H20ZM52 185L50 184V186L52 187ZM25 186V188L24 189H26V185H24ZM28 186V187H29ZM50 186H46L48 189L50 188ZM60 186H62V185H60ZM67 186V185H66ZM65 186V188H67ZM53 187H54V185H53ZM55 187H57V185L55 186ZM9 188V187H8ZM20 188H21V186H20ZM19 188V189H20ZM22 188H23V186H22ZM60 188V187H59ZM75 188H78L77 190H78V195H77V190L75 189ZM40 189V190H41ZM51 189V188H50ZM60 189H63L62 187L60 188ZM70 189V188H69ZM74 189L76 190L75 191V196H77V197H74L73 196V194H74ZM6 190V189H5ZM12 190V189H11ZM28 190V189H27ZM30 190V189H29ZM37 190H38V188H37ZM56 190H58V187H57V189ZM55 190V191H56ZM71 190V189H70ZM61 191V190H60ZM67 191V190H66ZM18 192V191H17ZM16 192V193H17ZM22 192V191H21ZM26 192H28V191H26ZM59 192V191H58ZM58 192H56V193H58ZM61 192H63V190L61 191ZM61 192H60V195H61ZM12 193H13V191H12ZM25 193V192H24ZM24 193H23V195H24ZM35 194L37 193L36 191L34 192ZM49 193V192H48ZM48 193H47V195H48ZM55 193V192H54ZM53 193V194H54ZM40 194V193H39ZM38 194V195H39ZM59 194V193H58ZM64 194V193H63ZM114 194H116V195H114ZM30 195V194H29ZM33 195V194H32ZM41 195H42V193H41ZM41 195H39V197L41 196ZM56 195V194H55ZM65 195V194H64ZM111 196V197H115L114 198V200L115 201H117V199L118 200H120V202L121 203H119L118 201L116 202V205H117V203H119L117 206H115L114 207V205H113V207L115 208L114 210H113V207H110L109 206V208H108V203L109 202H112V203H114V201H111V200H113V199H111L109 202H107V201H104V199H106L107 198V196ZM25 196V195H24ZM23 196V197H24ZM44 196H46V195H44ZM49 196V195H48ZM51 196H53V195H51ZM51 196H49V197H51ZM59 196V195H58ZM63 196V195H62ZM67 196V195H66ZM66 196H64V198L66 197ZM74 197V199H73V197ZM23 197L21 198V199H23ZM26 197H27V195H26ZM36 197V196H35ZM54 197V196H53ZM56 197V196H55ZM110 197V198H111ZM30 198V197H29ZM44 198V197H43ZM59 198H61L60 196H59ZM63 198V197H62ZM67 198V197H66ZM30 199H32V198H30ZM41 199H42V197H41ZM45 199H46V197H45ZM52 199V198H51ZM67 199V200H68ZM109 199V198H108ZM142 199V200H143ZM147 199V198H146ZM20 200V199H19ZM24 200V199H23ZM44 200V199H43ZM46 200H48V202H49V198L48 199H46ZM54 200V199H53ZM60 200H62V199H60ZM67 200H64V201H67ZM68 200V201H69ZM139 200V199H138ZM21 201V200H20ZM28 201V200H27ZM38 201V200H37ZM42 201V200H41ZM40 201V202H41ZM57 201V200H56ZM56 201H54V203H55V205L58 203H56ZM140 201V200H139ZM138 201V202H139ZM147 201V200H146ZM33 202H34V200H33ZM45 203H44V206H46L45 204H47V202L46 201H44ZM52 202V201H51ZM77 202H76V204H77ZM142 202V201H141ZM149 202H150V204H149ZM23 203V202H22ZM42 203V202H41ZM60 203V202H59ZM58 203V204H59ZM62 203V202H61ZM60 203V204H61ZM65 203V202H64ZM66 203H68V202H66ZM151 203H152V205H151ZM26 204V203H25ZM30 204H31V202H30ZM40 204V203H39ZM49 204H50V202H49ZM69 204H67V205H69ZM111 204V203H110ZM109 204V205H110ZM133 204V203H132ZM135 204V203H134ZM140 204V203H139ZM146 204V203H145ZM22 205V204H21ZM28 205V204H27ZM66 205V204H65ZM63 203H62V205H60L61 206V208H62V206H65ZM136 205V204H135ZM150 205H151V207H150ZM170 205V206H169ZM58 206V205H57ZM75 206H77V205H75ZM111 206H112V204H111ZM122 205H120V207L119 208H122L121 207ZM125 207H127L128 208V206H126V205H124ZM132 206H134V205H132ZM164 206V205H163ZM20 207V206H19ZM42 207H43V205H42ZM41 206H40V208H42ZM54 207H56V206H54ZM59 207V206H58ZM130 207V206H129ZM147 207V208H148ZM165 207V206H164ZM29 208H30V205H29ZM39 208V207H38ZM45 208V207H44ZM60 208V209H61ZM65 208V207H64ZM67 208V207H66ZM70 208V207H69ZM68 208V209H69ZM76 208V207H75ZM17 209V208H16ZM46 209V208H45ZM55 209V208H54ZM58 209V208H57ZM63 209V208H62ZM72 209H74V208H72ZM142 209V208H141ZM156 209V208H155ZM67 210V209H66ZM109 210H113V212L111 211V213L110 212H108ZM152 210H154V209H152ZM32 211V210H31ZM30 211V212H31ZM37 211H38V209H37ZM155 211V210H154ZM55 212V211H54ZM58 212V211H57ZM61 212V211H60ZM70 212V211H69ZM72 212H70V213H72ZM121 212V211H120ZM43 213V212H42ZM45 213V212H44ZM61 213H63V212H61ZM60 213V214H61ZM84 213V214H83ZM96 213V214H95ZM116 213V212H115ZM114 213V214H115ZM147 213V212H146ZM25 214V213H24ZM27 214L29 215V212L27 211ZM37 214V213H36ZM39 214V213H38ZM67 214V213H66ZM73 214V213H72ZM71 214V215H72ZM117 214V213H116ZM143 214V213H142ZM154 214V213H153ZM27 215V216H28ZM35 215V214H34ZM62 215H64V214H62ZM145 215V214H144ZM29 216H31V215H29ZM28 216V217H29ZM56 216V215H55ZM60 216V215H59ZM59 216H58V218H59ZM140 216V215H139ZM26 217V216H25ZM57 217V216H56ZM63 217V216H62ZM74 217H72V219L74 218ZM81 217V218H80ZM78 219H79V221H76V222H80V220L82 219V216H80ZM87 217V216H86ZM106 217V216H105ZM120 217V216H119ZM35 218H37V217H35ZM39 218V217H38ZM66 218V217H65ZM100 218V217H99ZM99 218H98V220H99ZM101 218V219H102ZM12 219V218H11ZM10 219V217H9V221H12ZM26 219H29V218H26ZM31 219V218H30ZM71 219V218H70ZM77 219V218H76ZM75 219V220H76ZM77 219V220H78ZM92 219V220H91ZM95 219V220H94ZM100 219V220H101ZM113 219V218H112ZM128 219V218H127ZM144 219V220H143ZM84 220V219H83ZM102 220H105V218L104 219H102ZM14 221V220H13ZM65 221H67V220H65ZM86 221H87V218H86ZM128 221H131V220H128ZM69 222V221H68ZM72 222H74V220L72 221ZM71 222V223H72ZM105 222V221H104ZM196 222H198L197 224H196ZM47 223V222H46ZM45 223V224H46ZM78 223H76L75 224V226H76V228H77V224ZM81 223V222H80ZM83 223V222H82ZM123 223V222H122ZM138 223V224H139ZM142 223V222H141ZM151 223V222H150ZM66 224V223H65ZM69 224V223H68ZM132 224V223H131ZM137 223H134L133 225H136ZM14 224H9L8 225V227L6 226V227H4V228H1V231H0V235L2 236V238H0V264H11L14 260H16L17 258H18V255H19V253L21 252V251H23L24 252V255H26L27 257L30 255V257H31V253H35L38 249H36V251L35 252H33V251H31V253H30V251H28L27 249L29 248V250H30V248L31 247H28V246H30V245H32V244H34V243H32V242H34L31 238L33 237L32 235H30V234H32L31 233V230H30V233L28 232L27 234H24L26 231H23V232H21V233H23V234H19V236L17 235L18 233H15V231H14V229L12 228V227H14L13 226ZM82 225V224H81ZM95 225V224H94ZM105 225V224H104ZM139 225H141V224H139ZM150 225H153V227L152 226H149ZM12 226V227H11ZM38 226V225H37ZM66 226V225H65ZM74 226V227H75ZM130 226H132V225H130ZM188 226H190V227H188ZM16 227V226H15ZM62 227H63V225H62ZM62 227H61V229H62ZM70 227V226H69ZM71 227H73V224L71 225ZM71 227L70 228H68V225H67V228L70 230L71 229ZM73 227V230L75 229ZM81 228H82V226H80ZM113 227V226H112ZM118 227V226H117ZM124 227V226H123ZM127 227H129L128 225L126 226V227H124V228H127ZM136 227V226H135ZM140 227V226H139ZM139 227H137V229L136 230H138L139 231ZM141 227H143V223H142V226ZM145 227H143V228H145ZM17 228V227H16ZM28 228V227H27ZM60 228V227H59ZM66 228V229H67ZM145 228V229H146ZM150 228V229H149ZM160 228H163L164 229V235H161L160 233H159V230H161ZM193 229V232L192 233H190V231L188 232V230L190 229V230H192ZM19 229V228H18ZM57 229V228H56ZM86 229H88V228H86ZM105 229V228H104ZM123 229V228H122ZM121 229V230H122ZM142 229V228H141ZM141 229H140V232H141ZM145 229H144V231H145ZM146 229V230H147ZM162 229V230H163ZM72 230V229H71ZM76 230V229H75ZM80 230V229H79ZM89 230V229H88ZM133 230V229H132ZM143 230V229H142ZM153 230V231H152ZM17 231H19V230H17ZM64 231H65V229H64ZM123 231V230H122ZM127 231V230H126ZM138 231H136L137 233H138ZM150 231H148V232H150ZM170 231H172V233L173 234H171L170 233ZM56 232V231H55ZM71 232H73V231H70V233ZM119 232V231H118ZM133 232V231H132ZM140 232H139V234H140ZM146 232V231H145ZM145 232H143V233H145ZM150 232V233H151ZM40 233V232H39ZM57 233H58V230H57ZM61 233V232H60ZM59 233V234H60ZM170 233V234H169ZM41 234V233H40ZM55 234V233H54ZM62 234H64V233H62ZM72 234V233H71ZM74 234H75V232H74ZM123 234V233H122ZM142 234V233H141ZM141 234H140V236H141ZM68 235V237H69V233H65V236H67ZM120 235V234H119ZM128 235V234H127ZM136 235H138V234H136ZM146 235L148 236V233L146 232ZM146 235H144V237L146 238ZM150 235V234H149ZM152 235H150V236H152ZM30 236H32L31 238H30ZM46 236V235H45ZM124 236V235H123ZM143 236V235H142ZM149 236V237H150ZM72 237V236H71ZM120 237V236H119ZM139 237V236H138ZM144 237H142V238H144ZM149 237H147V238H149ZM42 238V237H41ZM40 238V239H41ZM47 238H49V237H47ZM126 238H129V236L128 237H126ZM125 238V239H126ZM144 238V239H145ZM146 238V239H147ZM30 239L32 240V242L30 241ZM34 239V238H33ZM46 239V238H45ZM59 239V238H58ZM71 239V238H70ZM73 239V238H72ZM71 239V240H72ZM88 239V238H87ZM162 239H164L163 240V242H162ZM18 240V243H16V241ZM51 240V239H50ZM78 240H79V238H78ZM119 240V239H118ZM130 240H131V238H130ZM132 240H134V239H132ZM139 240H141V237H140V239ZM149 240H151L150 238H149ZM44 241V240H43ZM92 241V240H91ZM129 241V240H128ZM148 241V239L146 240V242ZM160 241H161V245H160ZM31 242V243H30ZM41 242H42V239H41ZM66 242V241H65ZM69 242V241H68ZM141 242V241H140ZM143 242V241H142ZM145 242V241H144ZM149 242V241H148ZM151 242V241H150ZM149 242V243H150ZM35 243H37V242H35ZM39 243V242H38ZM37 243V244H38ZM99 243H100V241H99ZM121 243V242H120ZM133 243V242H132ZM139 243V242H138ZM149 243H148V245H149ZM155 243V242H154ZM153 243V244H154ZM18 244V245H17ZM28 244H30V245H28ZM63 244V243H62ZM73 244V243H72ZM71 244V245H72ZM85 244V243H84ZM142 244V243H141ZM141 244H139V245H141ZM147 244V243H146ZM145 243H144V245H146ZM152 244V245H153ZM35 245V244H34ZM45 245V244H44ZM151 244H150V246H152ZM17 246V248L16 249H18V247H20L21 248V250L20 249H18V250H20V252L19 251H17V252H19L18 253V255L15 253V251H16V249L14 250V252H13V249L15 248ZM81 245H79V247H80ZM123 246V245H122ZM134 246H135V244H134ZM154 246V245H153ZM152 246V247H153ZM25 247V248H24ZM53 247V246H52ZM62 247V246H61ZM72 247V246H71ZM74 247V246H73ZM133 247V246H132ZM140 247V249H141V246H139ZM163 249H162V248ZM37 248V247H36ZM41 248V247H40ZM44 248H46V247H44ZM78 248V247H77ZM83 248V247H82ZM86 248V247H85ZM32 249H34V248H32ZM73 249V248H72ZM71 249V250H72ZM94 249V248H93ZM108 249V248H107ZM124 249V248H123ZM125 249H127V248H125ZM125 249H124V251H125ZM145 249V247H143V250L142 251H145L144 250ZM83 250V249H82ZM85 251H84V257L85 256H87V251H86V249H84ZM89 250V249H88ZM97 250V249H96ZM112 250V249H111ZM44 250H42V252H43ZM94 251H95V249H94ZM101 251V250H100ZM106 251V250H105ZM104 251V252H105ZM109 251V250H108ZM136 251V250H135ZM9 252V253H8ZM54 252V251H53ZM61 252V251H60ZM77 252H78V250H77ZM80 252H81V249H80ZM110 252V251H109ZM108 252V253H109ZM119 252V251H118ZM14 253V254H13ZM36 253H39V252H36ZM44 253V252H43ZM62 253V252H61ZM86 253V254H85ZM107 253V254H108ZM115 253V252H114ZM126 253V252H125ZM136 253V252H135ZM139 253V252H138ZM144 253V252H143ZM13 254V259H14V256H16L15 257V259L14 260H12V258H11V255ZM21 255H22V253H20ZM40 254V253H39ZM65 254V253H64ZM67 254V253H66ZM75 254V253H74ZM81 254L83 255V252H81ZM98 254V253H97ZM102 254H104V253H102V251H101V254H98V255H100L101 257H102ZM118 254V253H117ZM150 254H151V256H150ZM20 255V257H22ZM33 255V254H32ZM36 255V254H35ZM45 255V254H44ZM71 255H72V252H71ZM78 255V254H77ZM79 255H80V253H79ZM81 255V256H82ZM105 255V254H104ZM116 255V254H115ZM121 255V254H120ZM129 255H130V253H129ZM25 256V257H26ZM63 256V255H62ZM64 256H66V255H64ZM64 256H63V258H64ZM69 256H70V254H69ZM74 256H76V255H74ZM113 255L111 254L110 256H108L109 258H111ZM123 256H124V258H123ZM122 257H121V259L122 260H124L127 256H126V254H124ZM24 257V256H23ZM26 257V258H27ZM67 258H68V255L66 256ZM72 257H73V255H72ZM77 257V256H76ZM91 257H93L92 256V254H91ZM95 257H97V256H95ZM100 257V258H101ZM103 257H105V256H103ZM119 257V256H118ZM118 257H116L115 256V258H118ZM129 257V256H128ZM127 257V258H128ZM49 258V257H48ZM57 258V257H56ZM56 258H55V260H51L50 259V261H56ZM78 258V257H77ZM80 258V261L82 260V258L81 257H79ZM100 258H99V260H100ZM19 259V258H18ZM18 259H17V261H18ZM24 259V258H23ZM22 258H21V260H23ZM42 259V258H41ZM44 259V258H43ZM47 259V258H46ZM58 259H60V258H58ZM69 259V258H68ZM97 258H95V260H96ZM112 259H114V258H112ZM118 259H120V257L118 258ZM118 259H116V261H118ZM121 259H120V261H121ZM128 259H131L130 257L128 258ZM11 260H12V262H11ZM20 260V259H19ZM47 260H49V259H47ZM46 260V261H47ZM70 260H72L71 262L74 264V262H73V258H71L70 257ZM83 260L85 261V259L83 258ZM94 260V261H95ZM106 260V259H105ZM110 260V259H109ZM132 260V261H133ZM16 261V262H17ZM65 261H68V260H66V258H65ZM64 261V262H65ZM78 261V263H79V260H77ZM77 261H76V263H77ZM91 262H92V260H90ZM94 261H93V263L92 264H94ZM101 261V260H100ZM107 261V260H106ZM106 261H105V263H106ZM114 261H115V259H114ZM128 261V260H127ZM126 261V259L124 260V262H120L119 264H132L131 262L132 261H129V262H127ZM31 263H32V261H30ZM29 262V263H30ZM45 262V261H44ZM49 262V261H48ZM47 262V263H48ZM62 262V261H61ZM91 262H90V264H91ZM108 262H110V261H108ZM107 262V263H108ZM112 262H113V260H112ZM119 262V261H118ZM15 263V262H14ZM20 263V262H19ZM19 263H17V264H19ZM24 263H25V261H24ZM41 263V262H40ZM50 263V262H49ZM54 263V262H53ZM58 262H56V264H57ZM60 263V262H59ZM42 264V263H41ZM44 264V263H43ZM51 264V263H50ZM60 264H62V263H60ZM69 264H71V263H69ZM87 264H88V261H87ZM99 264V263H98ZM102 264V263H101ZM118 264V263H117Z\"/></svg>",
  "mask_w": 264,
  "mask_h": 264
},
{
  "label": "rangeland",
  "instance_id": "rangeland-1",
  "mask_svg": "<svg viewBox=\"0 0 264 264\" xmlns=\"http://www.w3.org/2000/svg\"><path fill=\"white\" fill-rule=\"evenodd\" d=\"M19 1V0H18ZM24 1V0H23ZM25 1H27V0H25ZM24 1V2H25ZM28 1H30L31 2V5H34V3H32V0H28ZM34 2H35V0H33ZM40 2H41V0H39ZM45 1V2H44ZM43 2H44V4H46V2H47V0H44ZM96 1H98V0H96ZM101 1V0H100ZM197 3V8H198V29H197V31L198 32H196L195 30H193L192 31V28L194 29V26H193V24L191 23V22H193V21H191L190 22V20H189V18H190V16H188V17H186V23L185 22H183L184 21V19H185V17H182V18H184V19H182L183 21H181L180 20V18L179 17H181L180 16V14H179V19H178V21L180 20L181 22L180 23H182V24H179V25H181L180 26V28L179 29H177L179 26L177 25H175L176 26V30H175V32L173 31V29H172V32H174V34H175V37H176V39L174 38V34H172L173 36V38H174V40L176 41V43H171V42H173L172 41V39H171V42H170V34H168V33H163V37H164V39L167 37L166 36V34L167 35H170V36H168L167 38H169V41H168V43L170 42V44L171 45H168L167 44V38L164 40L163 38H162V36H159V35H161V34H159L158 33V35H157V32H158V30H159V27L157 28V26H159V25H161V20H160V22L158 21L159 19H161V18H159L157 21H158V23H157V21H155L156 23H153L152 21H150V20H148V19H146V18H148V17H145V19L143 18V20L145 21H147L148 20V22L149 23H147L146 21V23L147 24H149L150 25V22H151V27L149 26V28H151L150 30H147V31H142L143 32V34L141 33V35H140V37H142L143 35H147V32L149 33L150 31H152L153 29H155V28H157L155 31H157V32H155L154 33V31H152L153 33H149L146 37H147V39H148V41H149V39L150 40H153V37H155V38H160L161 37V39L163 40V43H160L162 40L161 39H159L158 40V38H157V40L158 41H160L159 43H158V41L156 42L155 41V38H154V40L153 41H151L150 43H155L156 42V45L154 44L152 47H151V49L153 48V49H155V50H153L152 52L155 54L156 53V58H158V60L156 61L155 59H153V57H155V55L152 53V52H150V56H151V58L149 59V57H147L150 61L153 59L154 60V63L155 62H157L158 63V61H160V63H161V60L162 61H165L166 60V58L168 57V61H170L171 59H169V56L170 55H173V51H174V54H176L175 56H177V52L179 53V55H182L183 53H181V51H183L184 53L186 52V56H188V57H190L189 59L188 58H186V61H187V59L190 61V59H191V57H194V53H196L197 54V56H198V62H199V66H198V71H199V73L200 74H202V77H201V79L198 81V83H197V85L195 86V91L194 92H196L195 94H193L194 96H195V99H192V100H195V101H193L192 103H189V104H186L185 105V109L182 107V109H184L183 110V114H182V116L180 117V124L182 123V124H190V126L191 127H194L195 125H197L198 123H199V120L197 119L198 117L200 118V116H205L207 113V115L206 116H212L214 119H215V117H216V119H215V121H214V123L215 124H217V125H222V124H224V125H228L229 123H230V125H232L231 123V119H234V123L235 124H238L239 126H241V127H239L240 128V130H241V133H242V131L244 130L245 132H246V129L248 130V121H249V117H250V113L252 112V110H255L256 108H259L261 105H262V103L264 102V0H195ZM37 3H38V5L41 7H39V6H36L37 5V3H35V6H36V8L38 7V8H40L39 9V11H41L42 10V8L44 7L43 6V2H41V4H39V2L38 1H36ZM166 2H168V0L166 1ZM164 0H162V4L163 3H166ZM195 4V3H194ZM20 5H24L23 3L21 4L20 3ZM43 7H42V6ZM163 5L165 6V8H163ZM162 5V9H166L167 7V4H163ZM0 6H1V4H0ZM32 7V6H31ZM189 7V6H188ZM35 9V10H32V9ZM36 8L33 6L30 10H31V12H33V11H36ZM37 8V9H38ZM15 9V8H14ZM17 9H20L19 7L17 8ZM12 10V8L10 9V11ZM28 10V9H27ZM10 11H8V13H6V16L4 17H2V19L3 18H6L7 17V14H8V17H9V20L11 19V18H14V17H11L10 18V16H13V14L12 13H15V12H12L11 11V14H10V16H9V13H10ZM14 11V10H13ZM15 11H17V10H15ZM39 11L37 10V14H35L34 15V17H32V15L34 14V12H33V14L31 15V16H29V18L30 19H32V21L38 16V13H39ZM65 10H63V12H64ZM20 12H22V11H20ZM66 12L68 13V10H66ZM74 12V11H73ZM73 12H71V13H73ZM30 13V12H29ZM65 13V12H64ZM70 13V12H69ZM75 13V12H74ZM17 14H18V18H20V19H18L17 18V16H16V18L18 19V21L19 20H21L22 21V15H23V13L22 14H20V13H18V11H17ZM16 14V15H17ZM19 14H20V16L21 17H19ZM25 14H28V13H25ZM63 13H61V15H62ZM127 16H128V13H125ZM125 14H123V15H125ZM15 15V14H14ZM29 15V14H28ZM37 15V16H36ZM60 15V16H61ZM72 15V16H71ZM69 14V15H67V16H71L70 18H72L73 17V19H76V17H77V12L73 15V14ZM76 15V16H75ZM24 16V15H23ZM63 16V15H62ZM66 16V14H64V17ZM65 17L66 19H68L69 20V17ZM127 16L125 17L124 16V19H126L127 18ZM131 16V14L128 16V17H130ZM162 16V15H161ZM75 17V18H74ZM16 18H14V22L12 21V19H11V22H13V26L14 27H16L15 28V30H17V28H19L20 30L19 31H21V29H22V31L21 32H19L18 30H17V32H19L18 33V35L16 34V31H14V30H11V29H14V27L10 24L11 22H8L7 20H5L4 19V22H7V24L6 25H3L4 26V28H3V30L1 31V28H0V33H1V35H0V41L1 42H4V40H3V38H4V35H6L7 36V34L8 33H6V32H10V30H11V32H10V34H8L9 36H7V37H5L4 39H5V42L3 43V44H5L6 43V45L7 46H2L1 44H0V47H4V48H2V52H3V50H4V53H2L1 51V53L2 54H0L1 56H0V58L2 57V59L3 58H5L6 59V56H9V58L7 57V59L9 60H12V61H8V60H5L4 59V62H3V60H1L0 59V66L3 64V63H7V65L6 66H4V67H9V65L8 64H10V65H13L12 66V68H11V70H14V71H12V73L10 74V69H7V70H5V68H2V70H3V73H2V75L3 76H1V73H0V97H1V93H3V90H5V91H7V88H8V91H9V89H10V86L8 87L7 86V88L6 87H3V85L4 86H6V82L5 81H3V80H6V79H8L10 76L11 77H13V80L15 81V80H17V81H20V83H18L17 81H16V83H15V90L16 91H14L15 93H13L12 95H11V97L9 96L8 97V99H7V96L6 97H4V98H0L1 99V101H0V103H6L7 105H8V108L11 106V109L9 108L8 110H5L4 111V113L2 112L1 114H3L2 115V117H1V114H0V121H1V123L3 124H0V231H1V228H4V227H8V225L9 224H14L13 226L14 227H12L13 229H14V231H15V233H18L17 235L19 236V234L21 235V234H23L24 232L23 231H26L24 234H27L28 232L30 233V230H31V233L32 234H30V235H32V236H30V238L34 241V242H32V240L30 239V241L32 242V243H34V244H32V245H30V244H28V245H30V246H28V247H31L30 248V250H29V248L27 249L28 251H30V253H31V251H33V252H35L36 251V249H38L36 252H39V253H31V257H30V255L27 257L26 255H24V252L23 251H21L20 252V250H21V248L20 247H18V249H20V250H18V249H16L17 248V246L13 249V252H14V250L16 249V251H15V253L18 255V253L20 252V253H22V255L19 253V255H18V258L20 259H18V261H17V259L16 260H14L15 259V257L17 256H14V259H13V254L11 255V258H12V260H14L13 262H12V260H11V264H17V263H19V264H56V262H58L57 264H60V263H62V264H69V263H71V264H73L71 261L72 260H70V257L71 258H73V262H74V264H87V261H88V264H90V260H92V262H91V264L93 263V261L95 260V258H97L95 261H94V264H119L120 262H124V260L126 259V261L127 262H129V261H132L133 260V256H136V258L137 257H142V258H144V259H148L146 256H148L149 255V250H153V249H150V248H154L155 247V245H157V243L158 242H156V241H154V242H152V240H153V238H151V237H153V232H151L150 230H148L144 225H146V224H152L154 221H142L141 220V222L143 223V227H145V228H143V227H141L142 226V223L140 222H138L139 220H137L136 222H135V219H140V217H142V218H146L147 217V215H149V213L151 212V211H153V213H151L152 215H155L158 211H157V209L158 208H160L159 207V205L158 204H162V209L160 208L159 210H163L164 208H168V207H166V206H168L167 205V203L165 204V203H158V204H156V206L155 207H153L154 205H152V203H151V205H152V207H151V205H150V207L152 208V209H154V210H150L149 209V205L147 204L148 203V201H150V202H153L152 200H150V198H149V200H148V197H146V196H144L145 197V199H143V197L142 198H138L137 200H135V202H132L131 203V205H130V203L129 204H122L121 202H120V200H118L117 199V201L119 202V203H121L120 205H122L121 207L122 208H119L120 207V205H119V207L118 208H116V210L114 211V213H113V215H112V213H111V211L113 212V210L115 209L114 207L115 206H117L119 203H117V205H116V202L117 201H115L114 200V198L115 197H111L110 195L109 196H107V198L106 199H104V201H107V202H109L111 199H113V200H111V201H114V203H112V202H109L107 205H108V208H109V206L110 207H113V205H114V207H113V210H109L108 212H110L111 214L109 215L108 214V218H107V215H104V218H105V220H102V219H104V218H102L103 217V214H107V212H103V213H101V212H99L100 214H101V216L99 215V216H97L98 218H99V220H98V218H96V220L97 221H93L92 219V217H94V213H92V214H89L90 215V217L92 218L91 220L92 221H88V220H90L89 219V215H87L88 213H83L84 215H86V216H83V215H81L80 214V216H82V219L80 220V222L78 223V222H76V221H79V217L80 216H77V217H74V215H76L77 213H74V211L72 212L71 210H75V209H77V207H78V203L79 202H77L76 200H74L75 201V205H77V206H75L74 205V207H72L73 206V204H69V202H70V200L68 199L69 197H68V194H70L71 193V195H72V187H69V186H74L75 185V180L77 179V178H75V177H78L79 178V175L77 174V172L78 173H80V171H81V174H80V177L82 178V177H84L85 175H87V176H85V177H88V174H86L87 173V171H86V173H84L85 172V170H87L88 168H87V166H88V164L90 163V162H92V158L91 157H93V156H95V154L97 155V153H99V150L100 149H102L103 148V146H105L104 144L105 143H107L108 141H107V139H108V137L110 138V139H108L109 140V142H108V144L109 145H111L110 143V140L114 143V141L113 140H116L117 138V135H116V137H115V133L116 132H118V126H119V124H118V121L120 120V119H123V118H129V119H131L132 120V118H133V113H134V111H136V106L138 105V103L139 102H142V99L143 98H141V96H142V93L140 94L139 93V90H137V89H130V91L131 92H129V94L130 93H134V91L135 92H137V93H139L137 96V99H136V95H131L130 94V96H131V98L132 99H130L129 97V95H128V93H125V92H123V94H120V93H122V91L120 92L119 90H118V94L117 95H119L120 94V96H115V95H110V96H113L114 97V99H115V102L113 101L114 99L111 97L110 98V96H108V98L107 99H105V100H103L102 101V99H104V97L102 98V96L96 91L93 95L91 94V93H88V92H86L87 90H88V88L87 87H89V86H87L88 85V82H86L85 80H84V77H86V75L84 74V75H81V76H83L82 78L81 77H78V76H76V78H78V79H81L82 81L81 82H83V84L82 83H80V82H78V83H80L79 84V89L81 88L82 89V87H83V85H84V87L85 88H87L86 90H85V88L83 87V91H82V93H85V94H82L81 92H79V91H81V89L80 90H78L77 91V88H75L74 86H72L71 87V85L72 84H74L75 85V79L76 78H74V83L73 82H70L69 83V87L71 88V90H68L69 91V93L68 92H66L67 91V89L69 88L68 87V79L66 78L67 76L66 75H68L69 74V72H73V70L75 69V64L77 65H79V63H81L82 62V60L79 62V63H75L74 64V61L73 60H75V62H78L80 59L78 58V56L76 55V54H74V55H76L75 56V59H72V62H71V64L69 63H67L68 62V58L70 57V56H67V55H69L68 53H66L67 55H65V53H61L62 54V56H60V58L61 57H63V59H66L67 57V59H66V63L64 62V66H69V67H67L68 69L72 66V65H74V66H72L73 67V69H69V70H62V69H67L66 67H62V69L60 68V70H62V71H60V70H58V71H55V70H57L56 69V67H55V64H54V61H53V58L54 57H52L53 55L52 54H49V52H48V50H49V48L51 47V45L50 46H46V48L47 47H49V48H47V51L46 50H44V51H42V49H45V48H43V44L45 45V43H44V39H43V37L45 36V34L44 35H41V37L42 38H40V40L41 41H43V43L39 40V44H38V48H40L39 49V51L41 52H43V54H44V56H42L43 54H42V52L40 53V52H37L38 51V49L36 50V52L37 53H35V54H32V55H34V57L36 56L38 59H39V57L37 56V54H40L41 55V60H39L38 61V59H37V61H36V59L32 56V58L33 59H35L33 62H31L33 59L32 58H30V62H29V64H28V66H27V68H28V70H23V72H20L19 74H18V70H15V68H16V66H15V64L18 62V55L20 54H17L16 55V53H18V51L19 52H21L22 50H26V49H19V48H22V47H20L21 46V44H22V46H23V44L24 43H26L27 42V40L26 39H28L29 38V34H28V31L31 29L32 30V28L34 27V25H32V21H30L31 22V25H30V23L29 22H25V24L23 23V24H21V21H20V23L18 22V24H21V26L23 25H28V23H29V29L28 28H26V26H24L25 27V30H24V27H17L16 25H17V22H15V19ZM62 18V17H61ZM65 18H64V20H62V19H59V17H58V19H59V21L60 20H62L61 22L63 23L64 21V24L66 25V24H68V21L67 20H65ZM132 18H134V17H131V23H130V21H129V23L131 24H129L128 23V20L130 19H126V21H127V26L128 25H130V27H126V29H123L122 30V32L124 31V36H123V33L122 32H120L121 30H120V26L119 25H115V26H112L113 28H115L112 32H109V33H111L110 35H111V38L109 37V36H105V38H104V36H103V40H105L106 39V37H108V38H110V39H108L107 38V41L105 40V43L107 42V44L106 45H108V47L105 45V43H104V48H105V50L107 51V52H111V55H113V53L116 51V50H118V48L117 47H119V49H122V50H124L125 49V52L126 53H129L130 51V53H133L134 52V54H135V51H133V50H135V45H134V47H133V44H131V43H134L135 44V39L136 38H138V36L137 35H139V33H137V31H136V33H137V35H135L136 36V38L134 39V34H135V30L132 28L131 29V27H132V23H133V21L134 20H132ZM163 18V17H162ZM188 18V19H187ZM0 20V23H2L1 21H3V20ZM7 19V18H6ZM16 19V20H17ZM163 19H165V18H163ZM163 19H162V25H161V27H164L166 24V22L168 21L167 19H165V22H164V24H163ZM125 21V20H124ZM187 21H189V22H187ZM3 22V23H4ZM34 22V21H33ZM11 25V28H9L10 26H7V25H9V24ZM144 23V22H143ZM160 23V24H159ZM33 24H35V22L33 23ZM61 24V23H60ZM64 24H61V26L63 27V25ZM147 24H146V26H147ZM168 24V23H167ZM177 24H178V22H177ZM186 24H187V27H186ZM192 24V25H191ZM145 25V24H144ZM152 25H155V28H154V26H152ZM164 25V26H163ZM8 27V30L9 31H6L5 29H6V27ZM31 26H33V27H31ZM168 26V25H167ZM174 26V27H175ZM189 26H193V27H189ZM62 27L60 28V26H53V28H49L48 26H47V29H45V30H47V34L48 35H46L47 37L48 36H50L51 35V33H52V35L54 36V34L56 35V31L59 29H62ZM112 27H111V29H112ZM182 27V28H181ZM185 27V28H184ZM67 28V27H66ZM165 29H166V26L164 27ZM53 29V32L51 31ZM56 29V30H55ZM129 29V30H128ZM131 29V30H130ZM4 30H5V32H4ZM30 30V31H31ZM57 31L58 32V34H57V36H59L60 34V37L61 38H63V39H65L66 38V36L68 35V31H70V30H68V28L66 29V33H62V31H61V33H60V31ZM63 31L65 30V27L62 29ZM74 30V31H73ZM127 30H128V32H127ZM134 30V31H133ZM166 30H168V29H166ZM178 30V31H177ZM182 30V31H181ZM184 30V31H183ZM13 31H14V35H13V37L15 36V37H17V36H19V34H20V36L21 37H19L20 39L21 38H23V39H25L26 38V36H28L25 40H24V42L22 41V40H20V39H18V38H15L14 37V39L13 40H15V39H18V40H20L21 41V43H20V41L18 42L17 40L15 41V43H12V42H14L11 38H13L12 37V35L11 34H13ZM50 31H51V33H50ZM55 31V32H54ZM73 31V32H72ZM109 31V30H108ZM108 31L106 32V33H108ZM115 31V32H114ZM126 31V32H125ZM192 33H191V32ZM194 31L196 32V33H198V34H195L194 33ZM27 32V33H26ZM71 32L72 33H74V34H72V35H78V32H77V30H76V33H75V29H72L71 30ZM70 32V33H71ZM85 32H87V33H84V35L86 36V37H90L89 35V30L88 31H85ZM144 32H145V34H144ZM160 32V31H159ZM166 32V31H165ZM169 32V31H168ZM3 33H6V34H3ZM24 33V34H23ZM49 33H50V35H49ZM69 33V34H70ZM106 33H104V35H106ZM108 33V34H109ZM116 33V34H115ZM122 33V34H121ZM126 33V34H125ZM132 33H133V35H132ZM3 34V35H2ZM30 34H31V32H30ZM113 34H115L116 36H117V38L116 39H118V37H119V35H120V37L119 38H121V37H126L125 39H123V40H125L124 41V45L121 43V41L120 42H117L116 41V39H115V35H113ZM156 34V36H154ZM165 34V35H164ZM179 34V35H178ZM25 36V38H24V36ZM122 35V36H121ZM53 36H52V39L54 40V38H55V40H56V36L53 38ZM112 36L114 37L113 39H115V40H113L112 39ZM128 36V37H127ZM132 36V39L130 38ZM134 36V37H133ZM153 36V37H152ZM166 36V37H165ZM2 37V38H1ZM51 37V36H50ZM49 37V38H50ZM146 37H142V39H141V44H140V46H141V48L142 49H140L142 52L143 51H145V52H147V54L145 53V52H141V53H136V55L137 54H141L140 56L139 55H137V56H139V57H137L136 56V61H135V63H133L134 65H136L135 66V68H136V70L137 69H139V68H142L143 69V67H140L141 65L139 64V63H137V61H139V62H141L142 61V58H145L146 56H149V51H151V49H149V47L151 46V45H149V47L147 46L148 44H147V42L148 41H146L147 39H146ZM150 37H152V38H150ZM6 38H7V41H6ZM45 38V37H44ZM48 38V39H49ZM48 39H45V41L46 40H48ZM52 39H49L50 41H48L50 44H51V41H52ZM127 39V40H126ZM128 39L130 40V41H128ZM135 41H134V40ZM80 41V43H81V40L82 39H79ZM112 40V41H111ZM145 42V44H144V42ZM84 41V40H83ZM113 41H115V42H117V43H115V42H113ZM174 41V42H175ZM0 42V43H1ZM8 42H10V43H8ZM53 43H54V41H52ZM77 42V41H76ZM85 42H86V40H85ZM90 42L92 43V41L91 40H89V42H88V40H87V44L85 43V44H83L82 43V45L83 46H85V48L87 47V45H89L90 44ZM109 42H112V43H109ZM143 42V43H142ZM19 44L20 43V46H19V48H17V46H14L15 44ZM46 43H47V41H46ZM49 43H47V45H49ZM74 43H75V41H74ZM72 44V45H77L78 44V42L76 43V44ZM89 43V44H88ZM119 43V44H118ZM149 43V42H148ZM149 43V44H150ZM166 43V44H165ZM13 44V45H12ZM40 44L42 45L41 47H40ZM112 44L115 46V48L112 46ZM116 44H117V47H116ZM126 44V45H125ZM157 44H159L160 45V47H159V45H158V47L160 48H158L157 47ZM174 44H176V45H174ZM52 45H54V47L56 46L55 44H52ZM79 45V44H78ZM120 45V46H119ZM123 45V46H122ZM173 45L174 46H176V49L175 50H177V49H179V50H177V51H175L174 50V47H173ZM9 46V47H8ZM11 46H13V49H15V51H17L16 49H18V51L17 52H14V50L12 49V47ZM83 46H79V49L81 48V49H83L84 47ZM142 46H144V50H143V47ZM147 46V47H146ZM166 46V47H165ZM6 47H8V48H11L10 50L11 51H13V52H10V50L8 49V48H6ZM27 48V43H26V45H24V47L23 48ZM54 47L52 46V49H54ZM74 47H76V46H74ZM111 47H113L112 49H114L113 51H112V49H111V51L110 50H108L109 48H111ZM164 47V48H163ZM169 49H168V48ZM178 47V48H177ZM180 47V48H179ZM42 48V49H41ZM56 48V47H55ZM158 48V49H157ZM6 49H8L7 51H5ZM157 49V50H156ZM173 49V50H172ZM21 50V51H20ZM51 50V49H50ZM49 50V51H50ZM163 50H165V51H163ZM168 50H170V51H168ZM52 51V50H51ZM50 51V52H51ZM80 51H82V50H80ZM133 51V52H132ZM160 51V52H159ZM162 51H163V54H162ZM167 51V52H166ZM8 52L10 53V54H8ZM166 52V53H165ZM168 52H169V54H168ZM13 53H15V54H13ZM48 53V54H47ZM158 53V54H157ZM189 53V54H188ZM12 54V56H10ZM70 54H71V52H70ZM108 54H110V53H108ZM115 54H117V52H115ZM114 54V55H115ZM146 56H145V55ZM159 54H161V55H159ZM39 55V56H40ZM65 55V56H64ZM73 55V54H72ZM113 55V56H114ZM192 55V56H191ZM4 56V57H3ZM67 56V57H66ZM158 56H160L161 58H159ZM174 55H173V57H170V58H173V59H175V58H177L176 60H178V58H180V57H175ZM52 57V58H51ZM72 57V56H71ZM71 57H70V59H69V62H70V60H71ZM77 57V58H76ZM109 57H110V55H109ZM112 57V56H111ZM13 58V59H12ZM51 58V59H50ZM72 58H74V57H72ZM139 58V59H138ZM147 58H145V60H143V61H146V59ZM62 59V58H61ZM160 59V60H159ZM165 59V60H164ZM15 60H17L16 62H15ZM43 60V61H42ZM48 60H49V62H48ZM152 60V61H153ZM166 60V61H167ZM8 61V62H7ZM15 63H14V62ZM41 61L45 64H43V66H47L46 67V70H48V71H50V73L49 72H46V70L44 69L45 67H43L42 68V66L41 67H39V65L40 64H42L41 63ZM64 61V60H63ZM166 61L165 62H163V64H165L166 65V67L168 68V65H170V62H168V63H166ZM191 61H193V60H191ZM189 62L191 65H192V63L193 62ZM37 62L39 63V64H37ZM188 62V61H187ZM46 63H48V64H46ZM110 63H111V61H110ZM152 63V62H151ZM66 64V65H65ZM113 66H114V63H111ZM132 64V65H133ZM162 63H161V65H163ZM30 65H33V66H30ZM37 65V66H36ZM29 66L31 67V69H29ZM35 66V67H34ZM52 66V67H51ZM152 65H150L149 67H151ZM2 67V66H1ZM0 67V68H1ZM33 67H34V69H33ZM49 67H51V68H49ZM71 67V68H72ZM77 67V66H76ZM132 67V66H131ZM130 67V69H131V71H133V74H135L134 73V71H136L135 70V68H131ZM138 67V68H137ZM161 67V66H160ZM165 67V68H166ZM39 68H41V69H39ZM52 68H54L53 70H52ZM145 68V67H144ZM161 68H163V67H161ZM167 68H166V70H163V73H164V75H163V77H165V74H167ZM164 69V68H163ZM1 70V69H0ZM1 70V71H2ZM32 72H31V71ZM40 70H43V71H40ZM70 70H72V71H70ZM7 71V72H6ZM24 71H26L25 73H24ZM33 71H35V72H33ZM37 71V72H36ZM39 71V72H38ZM45 71V73L43 74V72ZM65 71H67L68 72V74H67V72H66V75L64 76L65 77V79L67 80V83H66V85H64L63 83L64 82H66V80L64 79V77H63V79L65 80H63L64 82H62L61 83V80H58L59 78L58 77H60L61 75L63 76V74H65ZM75 71V70H74ZM144 71V70H143ZM150 71V72H149ZM155 70H153V71H151V70H149V68H146V71H144V73H143V75H144V81H145V84L147 83V78H148V75L149 74H151V72H154ZM166 71V72H165ZM236 73V75L234 76V72ZM245 71H246V75H244L245 74ZM13 72H17V73H13ZM149 72V74H147ZM159 72V71H158ZM242 72H244V73H242ZM5 73V74H4ZM27 73V74H26ZM30 73V74H29ZM34 73H35V75L36 76H34ZM48 73V74H47ZM52 73V74H51ZM57 73H61L60 74V76H57L58 74ZM81 73H83V72H81ZM80 72H79V74H81ZM157 73V72H156ZM224 73H228V74H230V73H233L232 75L234 76H231V75H229L230 77H228V79H227V76L228 75H226V77L224 78V76H217L218 74L219 75H221V74H224ZM237 73L239 74V75H237ZM241 73V74H240ZM26 74V75H25ZM33 74V76H31ZM39 74H42L43 76H45V77H43V76H41V75H39ZM54 74H56V76L54 75ZM73 74V73H72ZM155 74V73H154ZM217 74V75H216ZM5 75V76H4ZM8 75H10V76H8ZM13 75V76H12ZM18 75V76H17ZM19 75H21L20 77H21V80H19L20 79V77H19ZM30 75V76H29ZM55 77H54V76ZM78 75V74H77ZM147 75V76H146ZM157 75V74H156ZM158 75H160V72L158 73ZM162 75V74H161ZM160 75V76H161ZM243 75V76H242ZM23 76V77H22ZM26 76V77H25ZM41 76V77H40ZM46 76H49L48 78H46ZM51 76V77H50ZM61 76V77H62ZM136 76V75H135ZM134 76V77H135ZM146 76V77H145ZM152 76V75H151ZM237 76V77H236ZM25 77V78H24ZM43 77V79H41ZM52 77H53V79H57L58 81H60V82H58L57 80H56V83L54 84V82H53V85L52 86H54L55 87V92H54V90H53V88L54 87H52L51 86V79H52ZM57 77V78H56ZM61 77H60V79H61ZM69 77H70V74H69ZM133 77V78H134ZM137 77V76H136ZM136 77L132 80L133 82H134V80H135V82H140V84H142V81H143V79L140 81L139 79L137 80L136 79ZM163 77H161V78H163ZM232 77V78H231ZM4 78H6V79H4ZM23 78H24V81L23 82H21L22 80H23ZM28 80H27V79ZM88 76H87V78H85V79H87V81H88ZM26 79V80H25ZM41 80V82H40V80ZM45 79H46V81H45ZM43 80V81H42ZM48 80H50L49 81V83H47L48 82ZM77 80V79H76ZM84 80V81H83ZM92 81V79L91 78H89V81ZM95 80V81H94ZM93 80V82L91 83V82H89L91 85L90 86H92V84L94 85V87L95 88H99V86L100 85H103L102 83L99 85V83H100V80H96V79H94ZM137 80V81H136ZM1 81H3L4 82V84L2 85V83L3 82H1ZM27 81V82H26ZM143 81V82H144ZM31 83V84H29V83ZM36 82V83H35ZM76 82V83H77ZM95 82H97V83H95ZM111 84H110V83ZM129 82H131V81H129ZM132 82V84L134 85V83ZM200 82V83H199ZM22 83V84H21ZM23 83H24V85H23ZM27 83V84H26ZM39 83V84H38ZM41 83V84H40ZM42 83H46V84H48L49 86H46V84H42ZM59 84L60 85V83H61V86L62 87H59V88H61L60 90H63L64 89V91H60L59 89H57V91L59 90V93L56 91V88L58 87L56 84ZM87 83V84H86ZM114 83V85H112ZM16 84H17V86H16ZM64 85V88H63V85ZM115 84H116V82H112V80H110V81H108V85L109 86H112V87H115ZM131 84V83H130ZM129 84V85H130ZM131 84V85H132ZM144 84V83H143ZM144 84V85H145ZM202 84V85H201ZM33 85V86H32ZM39 85L41 86L40 88H39ZM46 86V87H44V86ZM130 85V86H131ZM132 85V86H133ZM137 85H138V83H137ZM147 85H149V84H147ZM146 85V86H147ZM199 85H200V87H199ZM19 86V87H18ZM23 88H22V87ZM25 86V87H24ZM50 86L52 87V89L50 88ZM57 86V87H56ZM75 86H77L78 87V85H75ZM81 86V87H80ZM87 86V87H86ZM27 87V88H26ZM38 87V88H37ZM66 87H68V88H66ZM101 87V86H100ZM197 87H198V89H197ZM5 88V89H4ZM21 88V89H20ZM45 88V89H44ZM63 88V89H62ZM65 88H66V90H65ZM194 88V87H193ZM199 88H200V90H199ZM18 89H20V90H18ZM24 89V90H23ZM27 89H28V91H27ZM43 89V91H41V90ZM53 91V93H55V94H53L52 93V91ZM72 89H73V91L74 92H78V94H81L80 96H78V94H76L75 95V93L74 94H72ZM75 89V90H74ZM18 90V91H17ZM30 90V91H29ZM37 90H39V91H37ZM49 90V91H48ZM132 90H133V92H132ZM194 90V89H193ZM192 90V91H193ZM197 90V91H196ZM199 90V91H198ZM7 91V92H8ZM20 91V92H19ZM24 91V92H23ZM27 91V92H26ZM35 91V92H34ZM72 91V92H71ZM191 91V92H192ZM6 92V93H7ZM19 92V93H18ZM21 92H23V94L21 93ZM26 92V93H25ZM51 92V93H50ZM56 92H57V94H56ZM71 92V93H70ZM113 92H115V90L113 91ZM202 94H201V93ZM39 93H41V94H39ZM63 93V94H62ZM137 93H135V94H137ZM18 96H17V95ZM20 94V95H19ZM25 94V95H24ZM29 94V95H28ZM58 94H60V95H58ZM69 94V95H68ZM70 94H71V96H70ZM91 94V95H90ZM115 94H116V92H115ZM192 94H191V97H192ZM40 95V96H39ZM57 95V96H56ZM65 95V96H64ZM85 95V96H84ZM123 95V96H122ZM128 95V96H127ZM140 95V96H139ZM198 95V96H197ZM58 96H60L59 97V99H58ZM62 96H64V97H62ZM69 96V97H68ZM73 96V97H72ZM126 96V97H125ZM133 96V97H132ZM143 96H144V94H143ZM142 96V97H143ZM194 96L192 97V98H194ZM263 97V99H262V97ZM30 97V98H29ZM37 97V98H36ZM47 97V98H46ZM49 97V98H48ZM106 97V96H105ZM115 97H117V99L119 98V97H121V99L124 101L125 99H127V98H129L130 100H132L131 102H134V104L133 103H129L130 101L128 100V101H126L127 103H129L128 105H127V103H124L123 102V105L124 104H126V107L125 106H123L122 104H120V103H122V100H120L121 102H119L118 100L120 99H116ZM123 97V98H122ZM125 97V98H124ZM135 97V98H134ZM17 100H16V99ZM21 98H22V100H21ZM28 98H29V101H28ZM38 98H40V99H38ZM42 98V99H41ZM70 98V99H69ZM79 98V99H78ZM81 98V99H80ZM139 98H141L140 99V101H138L139 100ZM27 99V100H26ZM62 100L61 102L59 101L58 102V100ZM63 99L65 100V101H63ZM67 99V100H66ZM73 99V100H72ZM77 99V100H76ZM111 99H112V104L110 103L109 104V102H111ZM134 99H136V101L134 100ZM197 99V100H196ZM16 100V101H15ZM42 100H43V102H42ZM46 100V101H45ZM56 100V101H55ZM69 100V101H68ZM70 100H71V103H70ZM81 100V101H80ZM109 100V101H108ZM251 100H253V103L255 102L254 100H256V104H258V105H256L255 103L253 104L252 103V101ZM259 100V101H258ZM261 100H262V102H261ZM23 101V102H22ZM38 101H40V102H38ZM48 101V102H47ZM76 101V102H75ZM106 103H105V102ZM117 101H118V104H116L115 105V103H117ZM191 101V100H190ZM197 101V102H196ZM251 101V102H250ZM22 102V103H21ZM27 102V103H26ZM42 102V103H41ZM51 102H52V104H51ZM57 102V103H56ZM73 102V103H72ZM259 102H261V104L259 103ZM10 103V104H9ZM54 103V104H53ZM64 103V104H63ZM66 103V104H65ZM68 103V104H67ZM75 103V104H74ZM77 103V104H76ZM103 103H105V104H103ZM137 103V104H136ZM250 103H251V105H250ZM22 104H24V105H22ZM41 104V105H40ZM56 104V105H55ZM62 104H63V106H62ZM70 104V105H69ZM82 104V105H81ZM115 106H114V105ZM131 104V106L128 108L127 106H129ZM135 106H133V105ZM136 104V105H135ZM140 104V103H139ZM253 104V105H252ZM14 107H13V106ZM58 105H61V106H58ZM73 105V106H72ZM106 105V106H105ZM120 105H121V109H123L124 110V112L125 113H122L123 111L120 109ZM250 105V106H249ZM25 106V107H24ZM57 106V107H56ZM112 106V107H111ZM184 106V105H183ZM256 106V107H255ZM17 107V108H16ZM27 107V108H26ZM59 107H61L60 109H59ZM81 107V108H80ZM123 107V108H122ZM140 106L138 105L137 106V109L139 108ZM252 107V108H251ZM16 108V109H15ZM22 108V109H21ZM24 108V109H23ZM115 108H116V114L114 113V110H115ZM117 108H118V110H117ZM131 108V109H130ZM132 108H134L133 110H132ZM180 109H181V107H179ZM179 108H177L176 109V111H175V113L176 112H178V110H179ZM251 110H250V109ZM255 108V109H254ZM45 109V110H44ZM56 109H58V110H56ZM112 109V110H111ZM127 109V110H126ZM130 109V110H129ZM181 109V110H182ZM248 109H249V111H248ZM260 109H262V107H260ZM13 110V111H12ZM16 110V111H15ZM21 110V111H20ZM56 110V111H55ZM71 112H70V111ZM104 110H106V111H104ZM129 110V111H128ZM65 111V112H64ZM111 111V112H110ZM117 111H118V113L119 114H125V115H123V117L121 118V116H119V114H117ZM121 111V112H120ZM180 111V110H179ZM200 111H203L204 113H202V112H200ZM12 112V113H11ZM15 112V113H14ZM18 112V113H17ZM54 112H56V115H55V113ZM58 112V113H57ZM90 112V113H89ZM105 112H106V114L108 115H105ZM128 112V113H127ZM227 112V113H226ZM25 113V115H23ZM28 113H30V114H28ZM49 113V114H48ZM62 113V114H61ZM72 113V114H71ZM77 113V114H76ZM78 113H80V114H78ZM87 113V114H86ZM129 113H132V114H129ZM174 113V112H173ZM172 113V114H173ZM225 113V114H224ZM229 113V114H228ZM231 113L233 114V115H231ZM16 114V115H15ZM20 114V115H19ZM42 114V115H41ZM44 114V115H43ZM55 115V116H52V115ZM111 114V115H110ZM114 114V115H113ZM129 114V115H128ZM197 114H200V115H198L197 116ZM205 114V115H204ZM210 114V115H209ZM227 114V115H226ZM246 114V117H248V119L244 116ZM34 115V116H33ZM47 117H46V116ZM78 115V116H77ZM115 115H117V116H115ZM127 115V117H124V116H126ZM132 115V116H131ZM181 115V114H180ZM215 115V116H214ZM226 117H224V116ZM228 115H230V117L229 118H227L228 117ZM238 116V119H240V120H238V119H236L237 117L236 116ZM241 115H243V116H241ZM7 117V120H6V118H5V121L6 122H3L4 121V119H3V117ZM44 116V117H43ZM89 116V117H88ZM106 117V119H105V117ZM111 116V117H110ZM116 118H115V117ZM120 118H119V117ZM130 116V117H129ZM173 116H175V114L173 115ZM172 116V117H173ZM179 116V115H178ZM240 116H241V118H243V120L240 118ZM15 117H17V118H15ZM21 117V118H20ZM23 117V118H22ZM35 117V118H34ZM84 117H86V118H84ZM119 118V120H118V118ZM177 117V116H176ZM196 117V118H195ZM217 117H218V119H217ZM233 117V118H232ZM235 117V118H234ZM2 118V119H1ZM13 118V119H12ZM19 118V119H18ZM27 118V119H26ZM50 118V119H49ZM53 118H54V120H53ZM73 118V119H72ZM75 118V119H74ZM81 118V119H80ZM89 118V119H88ZM94 118V119H93ZM174 118V117H173ZM195 118V119H194ZM8 119H10V120H8ZM29 119V120H28ZM31 119V120H30ZM45 121H43V120ZM68 119V120H67ZM85 119V120H84ZM102 119H105L104 121L102 120ZM108 119H109V121H108ZM115 119H117V120H115ZM193 119V120H192ZM197 119V120H196ZM27 120V121H26ZM50 122H49V121ZM81 120V121H80ZM103 122H102V121ZM113 120H114V122H113ZM176 120V119H175ZM226 120H228V121H226ZM30 121V122H29ZM46 121H48V122H46ZM54 121V122H53ZM75 121H76V124L77 123H79V124H74V125H76L77 127L76 128H70L69 129V127L68 126H74V125H70L72 122L73 123H75ZM84 123H83V122ZM105 121H106V123H105ZM109 123H108V122ZM191 121V122H190ZM192 121H194V122H192ZM241 122V123H239V122ZM41 124H40V123ZM82 122V123H81ZM86 122V123H85ZM102 122V123H101ZM111 122V123H110ZM112 122L114 123V124H112ZM115 122H117V124H115ZM222 122V123H221ZM228 122V123H227ZM236 122H238V123H236ZM242 122H246L245 124L244 123H242ZM48 123V125H46V124ZM65 123V124H64ZM92 123H95V124H92ZM97 123H99V124H97ZM103 123H105L104 125H106V126H101ZM219 123V124H218ZM81 124V125H80ZM89 124H91V125H93V127H91V125H89ZM101 124V125H100ZM4 125H5V127H4ZM10 125V126H9ZM15 125V126H14ZM28 125V126H27ZM46 125V126H45ZM85 125V126H84ZM88 125V126H87ZM98 125V126H97ZM116 128H114L113 126ZM247 125V126H246ZM257 125V126H256ZM3 126V127H2ZM90 126V127H89ZM107 126H109V127H111L110 128V130L111 129H113V130H111L112 131V133H107V132H111V131H106V129L107 128H109V127H107ZM246 126V127H245ZM250 126V125H249ZM2 127V128H1ZM9 127V128H8ZM12 127H13V129H12ZM19 129H18V128ZM28 129H27V128ZM79 127H81V128H79ZM83 127V128H82ZM99 129H98V128ZM101 127H103V129H104V127H107L106 129H104V131H106V132H104L103 131V129L101 128ZM113 127V128H112ZM242 127H244V129H242ZM254 127V128H253ZM256 127H258L259 128V126H258V124L257 123H254V125L252 124V128H251V130H252V132L254 133V132H256ZM6 128V129H5ZM23 128V129H22ZM78 128H79V130H81V131H79L78 130ZM84 128H86V130H88V128L90 129L89 130V133H87L88 131H86V130H84ZM96 128H97V130H99L98 131V133H99V135H106V134H108V137H107V135L106 136H104L105 138H106V140H104V141H106V142H104L103 141V139H104V137H102V140H100L101 139V136L99 137V135H97V131H96ZM4 129V130H3ZM75 129H76V131H75ZM95 129V130H94ZM102 129V130H101ZM253 129H255V130H253ZM260 129V128H259ZM258 129V134H256V133H254V134H256V136L255 137H259L260 136V134H259V132H260V130ZM14 132H13V131ZM17 130V131H16ZM22 130H23V132H22ZM26 132H25V131ZM77 130H78V132H77ZM92 130H94L93 132H91ZM108 130V129H107ZM117 130V131H116ZM49 131V132H48ZM59 131V132H58ZM68 131V132H67ZM70 131H72V133L70 132ZM75 131V132H74ZM83 131V132H82ZM100 131H101V133H100ZM116 131V132H115ZM11 132V133H10ZM76 132H77V134H76ZM81 132V133H80ZM95 132V133H94ZM105 134H104V133ZM114 132V133H113ZM54 133V134H53ZM56 133V134H55ZM261 133V132H260ZM1 134L3 135V137L1 136ZM5 134H6V136H5ZM7 134H9V135H7ZM82 134V135H81ZM86 134V135H85ZM91 134H93L92 136H91ZM111 134L113 135V136H111ZM17 135V136H16ZM32 135V136H31ZM77 135V136H76ZM90 135V136H89ZM244 135V134H243ZM11 136H12V138H11ZM20 136H22V137H20ZM88 136V137H87ZM18 137H20V138H18ZM76 137V138H75ZM81 137V138H80ZM84 137H85V139H84ZM115 139H114V138ZM9 138H10V140H9ZM79 138V139H78ZM95 138V143H94V139ZM113 138V139H112ZM23 139V140H22ZM96 139H98V142L96 141ZM9 140V141H8ZM12 140V141H11ZM17 140V141H16ZM92 140H93V142H92ZM101 142H100V141ZM2 141V142H1ZM15 142H17V143H15ZM81 142V143H80ZM100 142V147L98 146V144L97 143H99ZM102 142L104 143V144H102ZM117 142H118V144H117ZM117 142L115 141V143L116 144H112V145H115V151L116 152H114L112 149H114V148H112L113 146H109V145H107V147L109 148L110 147V151L111 152H114L115 153V155H116V158L117 157H119L120 156V158H122V155L124 156V152H126L125 150H123L122 148H118L120 145V142L117 140ZM28 143V144H27ZM32 143H34V144H32ZM51 143V144H50ZM59 143V144H58ZM78 143H80V144H78ZM85 143V144H84ZM91 143H93L94 144V146L96 147V148H98L97 150H95V149H92L91 147H93L94 148V146H93V144H91ZM18 144V145H17ZM36 144V145H35ZM68 144V145H67ZM96 144V145H95ZM5 145V146H4ZM7 145V146H6ZM10 145V146H9ZM54 145V146H53ZM59 145H63V147L62 146H59ZM81 146V148H80V146ZM3 146V147H2ZM45 146V147H44ZM50 146V147H49ZM56 146V147H55ZM58 146V147H57ZM67 146V147H66ZM76 147V148H73V147ZM8 147V148H7ZM22 147V148H21ZM60 147V148H59ZM87 149H86V148ZM102 147V148H101ZM106 147V146H105ZM104 147V148H105ZM117 147V148H116ZM1 148H2V150H1ZM54 148V149H53ZM66 148V149H65ZM90 148H91V150H93L92 152L93 153H95L96 151V153L95 154H93L92 152H89V151H91L90 150ZM103 148V149H104ZM107 148V149H108ZM16 149V150H15ZM31 149V150H30ZM62 149V150H61ZM68 149H70V151L68 150ZM81 149V150H80ZM106 149V148H105ZM117 149H119L120 151L122 150V152L120 153V151L119 150H117ZM10 150V151H9ZM61 150V151H60ZM87 152H86V151ZM5 151H6V154H5ZM8 151V152H7ZM39 151V152H38ZM58 151V152H57ZM60 151V152H59ZM65 151V152H64ZM95 151V152H94ZM103 151V150H102ZM105 151V152H104ZM102 153H104L103 154V156H105V155H107L110 151H109V149L106 151V150H104ZM11 152H12V154H11ZM29 152V153H28ZM76 152V153H75ZM101 152V151H100ZM106 152H107V154H106ZM119 154H118V153ZM39 153H41V154H39ZM47 153V154H46ZM58 153H60V154H58ZM72 153H73V155H72ZM88 153V154H87ZM5 154V155H4ZM27 154V155H26ZM37 156H36V155ZM48 154H49V156H48ZM51 154V155H50ZM66 154H68L67 155V157L68 158H66V156L65 155ZM76 154V155H75ZM84 154V155H83ZM92 154H93V156H92ZM122 154V155H121ZM13 155V156H12ZM31 155V156H30ZM44 155V156H43ZM54 155H56L57 156V158H56V156H54ZM62 155V156H61ZM72 155V156H71ZM91 157H90V156ZM102 155V154H101ZM109 156H110V158L111 157H113L112 155H113V153H111V155H110V153L108 154ZM119 155V156H118ZM4 156V157H3ZM19 156V157H18ZM22 156V157H21ZM33 156H35V157H33ZM46 156V157H45ZM75 156V157H74ZM78 156V157H77ZM84 156V157H83ZM86 156V157H85ZM2 157V158H1ZM7 157H8V159H7ZM39 157V158H38ZM49 158V160H48V158ZM53 157V158H52ZM88 157H89V159H88ZM106 157V156H105ZM104 157V158H105ZM8 160V161H6V159ZM15 158H17V159H15ZM20 158V159H19ZM47 158V159H46ZM62 158H64V159H62ZM66 158V159H65ZM71 158V159H70ZM79 158H81V159H79ZM85 158H87L88 160H86ZM107 158V157H106ZM105 158V159H106ZM109 157L107 158L108 160L110 159ZM120 158H117V160H116V162H115V164L117 163V161L118 162H120V165H119V163H117L116 165H118V167H120V168H118L115 164H114V162H113V166H114V169L117 171V173H119L120 171V169H121V160H119ZM15 161H14V160ZM33 159V160H32ZM51 159H52V162H51ZM59 159V160H58ZM76 159V160H75ZM83 159V160H82ZM112 159H115V156H114V158H112ZM5 160V161H4ZM21 160V161H20ZM56 160V161H55ZM60 160H61V162H60ZM65 160V161H64ZM78 160V161H77ZM86 162H85V161ZM27 161V162H26ZM29 161H31V162H29ZM35 163H34V162ZM54 161V162H53ZM1 162H3V163H1ZM47 162V163H46ZM66 163V166H65V163ZM41 163V164H40ZM49 163H51V164H49ZM58 163V164H57ZM70 163V165H68ZM72 163V164H71ZM73 163H75V165H73ZM82 163V164H81ZM85 163L87 164V165H85ZM29 164V165H28ZM36 164V165H35ZM45 164H48V165H45ZM55 166H54V165ZM60 164H62V166H64V167H62ZM14 165H16V166H14ZM18 165V166H17ZM19 165H20V167L22 168V170H21V168L19 167ZM48 166V167H44V166ZM52 165V166H51ZM58 165V166H57ZM68 165V166H67ZM90 165V164H89ZM9 166V167H8ZM32 166H34V167H37V168H32ZM43 166V167H42ZM73 166H74V168L75 169H73V172L75 173V176L73 175V173H72V171H70V170H72L71 168H73ZM77 166V167H76ZM84 167L83 168V170L84 171H82V169L80 168V167ZM17 167V168H16ZM28 167H30L29 168V170L27 169ZM55 167H58V168H62V169H59V170H57L58 168H56V169H54ZM241 167H242V165H241ZM240 166H239V168H241ZM53 168V170H52V172L54 173V174H51L52 172L50 171L51 169ZM78 168H80L81 170L80 171H78L79 169ZM117 168H118V170H117ZM19 171H18V170ZM39 169V170H38ZM12 170H13V172H12ZM24 170V171H23ZM27 172H26V171ZM43 170V171H42ZM46 170V171H45ZM63 170H66V171H63ZM74 170H76V171H74ZM36 171V172H35ZM40 171V172H39ZM48 171V172H47ZM56 173H60V171H62L63 173H67L68 172V175L66 174H63V173H61V174H55V172ZM119 171V172H118ZM252 171V170H251ZM258 171L259 170H255L254 172L255 173H258ZM21 172H25V173H21ZM33 172L35 173V174H33ZM42 172H43V175H42ZM50 172V173H49ZM6 173H8V174H6ZM14 173V174H13ZM30 173V174H29ZM38 174V177L40 176V174H41V176H43L42 178H44V175H48L49 176V174H50V176H49V178L51 177V176H53V175H57V176H54L53 178L51 177V179H49V178H47L48 176L46 175L45 176V178L44 179H46L47 181H52V182H49L51 185H52V183H53V181H54V183L55 184H53L54 185V187H53V185H52V187L50 186V184L48 183V182H46V185H45V194H43V192H44V189H43V191H42V189L41 188H39V186L41 187V184H39V182L40 181H42L43 179L41 178V177H39V179H40V181H38L37 180V178H36V175ZM71 173H72V175H71ZM10 174H12L11 176H10ZM20 174H23L24 175V177L25 176H27V177H21L20 176V178L22 179V181L20 180V178H19V175ZM32 174V175H31ZM77 174V175H76ZM84 174V175H83ZM120 174V176H121V172L119 173ZM15 175V176H14ZM17 175V176H16ZM35 175V176H34ZM69 175H71L70 176V178H69ZM35 177L36 179H34L33 177ZM60 177V179H59V177ZM62 176V177H61ZM6 177V178H5ZM12 177H15L14 178V180L12 179V181L13 182H11L10 181V178H12ZM30 177V178H29ZM31 177L33 178L32 179V184H31V187L29 186L30 185V183H31ZM8 178H9V181L11 182V184L12 183H14V184H12L11 186L13 187V185H14V188H11L10 187V184H9V182H8ZM17 178H18V180H17ZM23 178L25 179V180H23ZM27 178V179H26ZM54 178H57V179H55L57 182H55V180H52V179H54ZM63 178H64V181H63ZM72 178V179H71ZM74 178H75V180H74ZM30 179V180H29ZM68 179H70V181L71 180H73L71 183H73L72 185H70L71 183L68 181ZM5 180V181H4ZM17 180V181H16ZM27 180V181H26ZM36 180L38 181V182H36ZM80 179H78V181H79ZM25 181V182H24ZM35 181V182H34ZM63 181V182H62ZM68 181V182H67ZM78 181L76 182V184L78 183ZM3 182H4V184H3ZM2 183V184H1ZM5 183H7V185L5 184ZM15 183L17 184H21L20 186H21V188H20V186L18 185V186H16L15 187ZM24 183H26V184H24ZM61 183H63V184H61ZM68 183V184H67ZM70 183V184H69ZM27 184H29V185H27ZM39 184V185H38ZM24 185H26V189H24L25 188V186ZM57 185V187H58V190H56L57 189V187H55ZM60 185H62V186H60ZM67 185V186H66ZM22 186H23V188H22ZM29 186V187H28ZM48 186H50V188L48 189L47 187ZM65 186L67 187V188H65ZM77 185H75L74 187H76ZM9 187V188H8ZM62 187L63 189H60V188ZM20 188V189H19ZM37 188H38V190H37ZM71 190H70V189ZM6 189V190H5ZM12 189V190H11ZM28 189V190H27ZM30 189V190H29ZM41 189V190H40ZM76 190L78 189V188H75ZM74 189V194H73V196L74 197H77V196H75V190ZM56 190V191H55ZM63 190V192H61V191ZM67 190V191H66ZM12 191H13V193H12ZM18 191V192H17ZM22 191V192H21ZM26 191H28V192H26ZM37 192L36 194L34 193V192ZM59 191V192H58ZM68 191H70V192H68ZM17 192V193H16ZM25 192V193H24ZM49 192V193H48ZM55 192V193H54ZM56 192H58V193H56ZM60 192H61V195H60ZM66 192H68V194L66 193ZM23 193H24V195H23ZM40 193V194H39ZM41 193H42V195H41ZM47 193H48V195L49 196H51V195H53V196H51V197H49L48 195H47ZM54 193V194H53ZM65 195H64V194ZM30 194V195H29ZM33 194V195H32ZM41 195L40 197H39V195ZM56 194V195H55ZM26 195H27V197H26ZM44 195H46V196H44ZM61 197V198H59V196ZM63 195V196H62ZM67 195V196H66ZM77 195H78V190H77ZM114 195H116V194H114ZM24 196V197H23ZM36 196V197H35ZM56 196V197H55ZM64 196H66L65 198H64ZM72 196V197H73ZM23 197V199H21ZM32 198V199H30V198ZM41 197H42V199H41ZM44 197V198H43ZM45 197H46V199H50L49 200V202H50V204H49V202H48V200H46L45 199ZM63 197V198H62ZM74 197H73V199H74ZM111 197V198H110ZM52 198V199H51ZM109 198V199H108ZM147 198V199H146ZM21 201H20V200ZM44 199V200H43ZM54 199V200H53ZM60 199H62V200H60ZM69 201H68V200ZM143 199V200H142ZM28 200V201H27ZM33 200H34V202H33ZM38 200V201H37ZM42 200V201H41ZM57 200V201H56ZM64 200H67V201H64ZM147 200V201H146ZM42 203H41V202ZM44 201H46L47 202V204H45L46 206H44ZM52 201V202H51ZM54 201H56V203L58 202H62L65 206H62V208H61V206L60 205H62V203L60 204H56L55 205V203H54ZM139 201V202H138ZM142 201V202H141ZM23 202V203H22ZM30 202H31V204H30ZM65 202V203H64ZM66 202H68V203H66ZM76 202H77V204H76ZM150 202H149V204H150ZM26 203V204H25ZM40 203V204H39ZM81 203V202H80ZM79 203V204H80ZM112 204V206H111V204ZM136 205H135V204ZM140 203V204H139ZM146 203V204H145ZM156 202H153V204H155ZM22 204V205H21ZM28 204V205H27ZM67 204H69V205H67ZM110 204V205H109ZM29 205H30V208H29ZM42 205H43V207H42ZM59 207H58V206ZM124 205H126V206H128V208L127 207H125ZM132 205H134V206H132ZM148 205V206H147ZM165 207H164V206ZM20 206V207H19ZM40 206L42 207V208H40ZM54 206H56V207H54ZM130 206V207H129ZM170 206V205H169ZM39 207V208H38ZM46 209H45V208ZM65 207V208H64ZM67 207V208H66ZM70 207V208H69ZM76 207V208H75ZM148 207V208H147ZM158 207V208H157ZM17 208V209H16ZM55 208V209H54ZM58 208V209H57ZM61 208V209H60ZM69 208V209H68ZM72 208H74V209H72ZM142 208V209H141ZM156 208V209H155ZM37 209H38V211H37ZM67 209V210H66ZM71 209V210H70ZM32 210V211H31ZM27 211L29 212V215H31V216H29L28 214H27ZM31 211V212H30ZM55 211V212H54ZM58 211V212H57ZM63 212V213H61V212ZM72 212V213H70V212ZM121 211V212H120ZM43 212V213H42ZM45 212V213H44ZM147 212V213H146ZM156 212V213H155ZM25 213V214H24ZM37 213V214H36ZM39 213V214H38ZM61 213V214H60ZM67 213V214H66ZM97 213V214H96ZM95 214L96 215H98V212H96ZM143 213V214H142ZM35 214V215H34ZM62 214H64V215H62ZM72 214V215H71ZM145 214V215H144ZM29 217H28V216ZM57 217H56V216ZM60 215V216H59ZM96 215H95V217H96ZM140 215V216H139ZM151 215V216H152ZM26 216V217H25ZM58 216H59V218H58ZM63 216V217H62ZM106 216V217H105ZM120 216V217H119ZM151 216L149 215L148 217H147V219L149 218H151ZM9 217H10V219L12 220V221H9ZM35 217H37V218H35ZM39 217V218H38ZM66 217V218H65ZM72 217H74L73 219H72ZM94 217V218H95ZM135 218L134 219V221H133V218ZM153 217V216H152ZM26 218H29V219H26ZM31 218V219H30ZM71 218V219H70ZM78 220H77V219ZM81 218V217H80ZM86 218H87V221H86ZM102 218V219H101ZM113 218V219H112ZM128 218V219H127ZM76 219V220H75ZM84 219V220H83ZM101 219V220H100ZM143 219V220H144ZM147 219H145V220H147ZM14 220V221H13ZM65 220H67V221H65ZM74 220V222H72ZM95 220V219H94ZM128 220H131V221H128ZM69 221V222H68ZM105 221V222H104ZM47 222V223H46ZM72 222V223H71ZM83 222V223H82ZM123 222V223H122ZM145 222H147L146 224H145ZM46 223V224H45ZM66 223V224H65ZM69 223V224H68ZM76 223H78L77 224V228H76V226H75V224ZM132 223V224H131ZM134 223H137L136 225H133ZM141 224V225H139V224ZM198 222H196V224H197ZM73 224V227L76 229H74L73 230V227H71V225ZM82 224V225H81ZM95 224V225H94ZM105 224V225H104ZM199 224V223H198ZM38 225V226H37ZM62 225H63V227H62ZM66 225V226H65ZM67 225H68V228H70L71 227V229L69 230L68 228H67ZM129 226V227H127V228H124V227H126V226ZM130 225H132V226H130ZM153 225H154V223H153ZM153 225H150V226H152L153 227ZM17 228H16V227ZM70 226V227H69ZM80 226H82V228L80 227ZM113 226V227H112ZM118 226V227H117ZM124 226V227H123ZM136 226V227H135ZM140 226V227H139ZM147 226V225H146ZM149 226V225H148ZM149 226V227H150ZM28 227V228H27ZM60 227V228H59ZM61 227H62V229H61ZM137 227H139V231L138 230H136L137 229ZM188 227H190V226H188ZM19 228V229H18ZM57 228V229H56ZM67 228V229H66ZM86 228H88V229H86ZM105 228V229H104ZM123 228V229H122ZM143 230H142V229ZM151 228V227H150ZM149 228V229H150ZM64 229H65V231H64ZM80 229V230H79ZM123 231H122V230ZM133 229V230H132ZM140 229H141V232H140ZM144 229H145V231L148 233V236L146 235V232L144 231ZM152 229V228H151ZM161 230H159V233L161 234V235H164L165 233H164V229L163 228H160ZM163 229V230H162ZM192 229V228H191ZM17 230H19V231H17ZM22 230V231H21ZM57 230H58V233H57ZM127 230V231H126ZM23 232V233H21V232ZM56 231V232H55ZM70 231H73V232H71L70 233ZM119 231V232H118ZM133 231V232H132ZM136 231H138V233L136 232ZM148 231H150V232H148ZM153 231V230H152ZM190 231V233H192L193 232V229L192 230H188V232ZM41 234H40V233ZM61 232V233H60ZM74 232H75V234H74ZM139 232H140V234H141V236H140V234H139ZM143 232H145V233H143ZM55 233V234H54ZM60 233V234H59ZM62 233H64V234H62ZM65 233H69V237H68V235L67 236H65ZM123 233V234H122ZM170 233L171 234H173L172 233V231H170ZM169 233V234H170ZM194 233V232H193ZM120 234V235H119ZM128 234V235H127ZM136 234H138V235H136ZM152 235V236H150V235ZM46 235V236H45ZM124 235V236H123ZM143 235V236H142ZM144 235H146V238L147 237H149L151 240H149V238H147L148 239V241L150 242H146V238L144 237ZM72 236V237H71ZM120 236V237H119ZM129 236V238H126V237H128ZM139 236V237H138ZM42 237V238H41ZM47 237H49V238H47ZM140 237H141V240H139L140 239ZM142 237H144V238H142ZM0 238H2V236L0 235ZM34 238V239H33ZM42 239V242H41V239ZM46 238V239H45ZM59 238V239H58ZM72 240H71V239ZM78 238H79V240H78ZM88 238V239H87ZM126 238V239H125ZM130 238H131V240H130ZM51 239V240H50ZM119 239V240H118ZM132 239H134V240H132ZM44 240V241H43ZM92 240V241H91ZM129 240V241H128ZM163 240L164 239H162V242H163ZM66 241V242H65ZM69 241V242H68ZM99 241H100V243H99ZM141 241V242H140ZM143 241V242H142ZM145 241V242H144ZM30 242V243H31ZM35 242H39L38 244L37 243H35ZM121 242V243H120ZM133 242V243H132ZM139 242V243H138ZM16 243H18V240L16 241ZM63 243V244H62ZM73 243V244H72ZM85 243V244H84ZM142 243V244H141ZM144 243L146 244V245H144ZM148 243H149V245H148ZM154 243V244H153ZM19 244V243H18ZM17 244V245H18ZM45 244V245H44ZM72 244V245H71ZM134 244H135V246H134ZM139 244H141V245H139ZM150 244L153 246H150ZM79 245H81L80 247H79ZM123 245V246H122ZM160 245H161V241H160ZM53 246V247H52ZM62 246V247H61ZM72 246V247H71ZM74 246V247H73ZM133 246V247H132ZM139 246H141V249H140V247ZM146 246H148V247H150V248H148V249H146L147 247ZM37 247V248H36ZM41 247V248H40ZM44 247H46V248H44ZM78 247V248H77ZM83 247V248H82ZM86 247V248H85ZM143 247H145V251H142L143 250ZM25 248V247H24ZM32 248H34V249H32ZM73 248V249H72ZM95 249V251H94V249ZM108 248V249H107ZM125 248H127V249H125V251H124V249ZM162 248V247H161ZM72 249V250H71ZM80 249H81V252H83V255L81 254V252H80ZM83 249V250H82ZM84 249H86V251H87V256H85L84 257ZM89 249V250H88ZM97 249V250H96ZM112 249V250H111ZM163 249V248H162ZM42 250H44L43 252H42ZM77 250H78V252H77ZM102 251V253H104V254H102V257L100 256V255H98V254H101V251ZM106 250V251H105ZM110 252H109V251ZM136 250V251H135ZM17 251H19V252H17ZM54 251V252H53ZM62 253H61V252ZM105 251V252H104ZM119 251V252H118ZM147 251H148V253H147ZM71 252H72V255H73V257H72V255H71ZM109 252V253H108ZM115 252V253H114ZM126 252V253H125ZM136 252V253H135ZM139 252V253H138ZM144 252V253H143ZM9 253V252H8ZM65 253V254H64ZM67 253V254H66ZM75 253V254H74ZM79 253H80V255H79ZM98 253V254H97ZM108 253V254H107ZM118 253V254H117ZM129 253H130V255H129ZM145 253H147L146 254V256H144L145 255ZM150 253H152V252H150ZM33 254V255H32ZM36 254V255H35ZM45 254V255H44ZM69 254H70V256H69ZM78 254V255H77ZM86 254V253H85ZM91 254H92V256L93 257H91ZM113 255L111 258H109L108 256H110V255ZM116 254V255H115ZM121 254V255H120ZM124 254H126V256L128 255L131 259H128L127 257L124 259V260H122L121 259V257L124 255ZM131 254L133 255L132 257H131ZM136 254H140V256H138V255H136ZM141 254H144V255H141ZM20 255L22 256V257H20ZM64 255H68V258L66 257V256H64V258H63V256ZM74 255H76V256H74ZM82 255V256H81ZM24 256V257H23ZM27 258H26V257ZM95 256H97V257H95ZM103 256H105V257H103ZM115 256L116 257H120V259H121V261H120V259H118V258H115ZM150 256H151V254H150ZM49 257V258H48ZM57 257V258H56ZM79 257H81L82 258V260L80 261V258ZM101 257V258H100ZM21 258L23 259V260H21ZM42 258V259H41ZM44 258V259H43ZM49 259V260H47V259ZM55 258H56V261H50V259L51 260H55ZM58 258H60V259H58ZM65 258H66V260H68V261H65ZM83 258L85 259V261L83 260ZM99 258H100V260H99ZM112 258H114L115 259V261H114V259H112ZM123 258H124V256H123ZM135 257H134V260L131 262L132 264L133 263H136L135 262V260H137L138 262H140V261H143V262H145L143 259H136ZM107 261H106V260ZM110 259V260H109ZM116 259H118V261H116ZM47 260V261H46ZM77 260H79V263H78V261ZM112 260H113V262H112ZM17 261V262H16ZM24 261H25V263H24ZM30 261H32V263L30 262ZM45 261V262H44ZM50 263H49V262ZM62 261V262H61ZM65 261V262H64ZM76 261H77V263H76ZM105 261H106V263H105ZM108 261H110V262H108ZM15 262V263H14ZM30 262V263H29ZM41 262V263H40ZM48 262V263H47ZM60 262V263H59ZM108 262V263H107ZM158 264H160V262L158 263Z\"/></svg>",
  "mask_w": 264,
  "mask_h": 264
}]
</instances>
